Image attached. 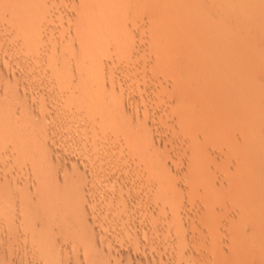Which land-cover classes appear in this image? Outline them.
I'll list each match as a JSON object with an SVG mask.
<instances>
[{"label":"rangeland","instance_id":"obj_1","mask_svg":"<svg viewBox=\"0 0 264 264\" xmlns=\"http://www.w3.org/2000/svg\"><path fill=\"white\" fill-rule=\"evenodd\" d=\"M124 1H126V0H124ZM124 1H123V4L126 3L124 5H122V2H120V0H118L116 3L115 2H113V3L109 2L110 7H111V5L114 4L112 6V9L114 11L111 9L110 16L111 15L113 16L112 12H114L116 15H114V17L107 18V20H106L107 22L105 20L101 19V17L98 15L100 17V19L98 18L100 23L97 22L98 25L95 26V24H94V26L89 28L88 29L89 31H88L87 27H86L87 25L85 24L86 22L84 23V18L88 17V19H89V18L93 17V14H91L90 12H89L90 14L85 13L86 16L84 17V13L82 12L84 9V5L80 3V0H52L51 7H49L46 10V12L43 13V16H42V17H45L46 21H48V20H50V21L47 22L48 24L46 23L47 25H43L44 27H42V30L43 29L44 30L42 33L43 36L42 35L41 36L44 38L42 39V37H41L39 39L38 43L40 46H38V50L37 51L34 50V51H32L31 54L28 53L27 55H25L23 57H20V56H19V58L13 57V55H12L13 53L11 54V49L8 47L9 45H7V44H9V40L4 38L3 36L0 37V135H1L0 137L5 138V139L10 138L9 136H12L11 137L12 139L16 137L15 142H13L12 144H5L2 147H0V201L4 200V198L9 194V190H11L10 191L11 195H13V196L19 195V197L20 196L23 197V199L26 202L30 200L29 203L32 202L31 205L33 204V208L36 209L35 214L33 215L34 216L33 219L25 221L24 223L22 222L23 225H21L20 230H19L16 227V224L18 221L12 220V219L8 218V216L10 215V213L12 214L13 212H14L13 214L21 212L24 208V204L21 203V204H19V206L14 205L15 206V208H14L12 203H10L11 207H8V210H7L6 206H10V205H7L6 203L3 204V201H1L2 203L0 202V245H1L2 238H4V236H6L8 234V232L10 230H12V228H16L17 232L26 231V232H22V234H24L26 236H27V234H25V233H28L29 231L34 230L33 228L36 227L35 225L37 223H39L38 218L39 217L43 218L44 216L47 215V210L42 209V207L39 206V205H41V202L46 200L45 195L47 193L43 194L44 193V191L42 189L43 186L45 184L50 183V182H54L55 180L57 181L59 175H61L62 173H65V172L69 173L71 171V169L73 168L74 164H78L77 161L79 159L77 157L78 156L77 153L75 152L76 151L75 150L76 147L74 146L75 141H73V136H72V134H73L72 113H71V110L69 109V107L67 106V103L70 101V97H71L69 94V92L71 91L70 88H71V86H72V88L74 86V83L72 84V81L74 80L73 82H76L80 77V74L73 75L74 72L71 69H73L74 66L77 64L76 58L80 57V55L82 56L84 54L83 52H86V50H87L89 56H93V53H94V56L92 57V59H94V60L95 59L97 60L98 58L101 59V60L98 59L99 64L97 66L98 69L96 71L101 70L98 75L100 76V78H102V79L104 78V81H106L105 82L106 86L108 85L107 81H109V80L112 81V83H113L112 84L113 85V87H112L113 94L115 95V98L118 100V103L120 104L119 106H121L122 111L127 110L125 112L129 113L130 111H128V110L132 109L131 110V112H132L134 107H135L134 111H136V108H137V111L139 110V112H141V115L144 113L145 115L143 114V116H146V117L148 116L147 118L151 119L149 122V127H150V132L152 133L151 137L153 138V139L152 138L151 139H152V141H154V143H152V144L155 145L154 147H156V153L160 156V160H161L160 164L161 163L165 164V165L168 164L167 166L170 165L169 167H171V168L174 167V169H170L171 170L170 176H172V178H173V179L171 178L173 180V184H174V182H175V184H177V185L174 184V186H178V188L177 187H175V188H177L179 191H177V193L173 192L175 196L173 197V193H172V197H173V199H175V197H177V199H175V200L178 201L177 203H179V206L182 203V205L180 206V211L183 209L182 211L184 212V216L187 217L185 219V217L183 216V221L185 222V224L186 223L188 224V225L186 224V232H185V236H186L188 241H186L185 247L182 248L183 250H185V248H187V249H186V251H185L186 253H184L183 257L182 256L180 257L181 259L182 258L183 259L185 258V259L184 260L182 259L183 261H181V259H180L181 262H179V260L177 262V260L175 258L171 259V256L169 254L170 253L169 248L167 247V244H165L163 237L161 238L160 234L157 233L156 230L149 229V228L147 229L144 227V225L146 223H143V222H145V220H147V217H144V219H143V217H141V215L143 216V213L141 212L142 207H139L140 210L137 208L138 204H136V203L141 204V202L133 201V203L135 205L132 203L134 193L128 192L129 182H128V184L127 183L122 184V186L119 185L120 188L118 186L116 189H112V190H109L107 192L101 191V189L103 190L104 188H107V185L110 184V182L108 181V180H110L109 176H114V175L120 176V174H121L120 177H122L125 175L124 173H126L125 172L126 170H124V168L122 166H121V168L118 169L119 166L114 165V164L110 165L111 167H109L108 169L106 168V172H104L105 174L101 172L100 174H97L95 177H91L90 178L91 180H89V178L87 177V180L85 179V181H87L86 186L88 185V187H87V189L85 188V191H84L86 194V197H85L86 202L88 203V205L90 204V208L93 207L92 208L94 210L93 213L98 214V215L94 214L96 217V219L94 218V220H96V221L98 220V222H95V225L97 224L98 227H95V229H93V232H94V234L96 233L99 236L94 235L95 237L93 240V244H95L97 246H103L105 254L109 253L108 254L109 256H107L108 258L105 257L104 263H107V264H114V263H116V264H118V263L119 264H126V263L137 264L138 263L139 264L140 261L146 262L147 261L146 259H148V261H150L152 257L157 256L160 258V256H161L162 259L160 258V261H158V262H164V264H167V263H169V264H179V263L180 264H215V263L216 264H226V263L227 264H229V263L230 264H234V263L235 264H251V263L256 264L257 262H258V264H259V262H260V264H264V255H262V254H264V247H263L264 244L262 243L263 242L262 240H264V234H263L264 231H262V230H264V228H263L264 226L262 227V225H261L264 223V219H263L264 213L258 214L259 216L261 214H263V215H261L262 217L260 216L262 219L261 220L259 218V216L256 214L257 211L255 212L256 208L261 207L262 204H264V201L262 203V200H260V199L264 200V195H263L264 194V189H263V187H264V183H263V181H264V178H263L264 177V172H263L264 168H262V166L264 167V162L262 161V163H261V161H259V158L261 156H262L261 157L262 159L264 158V153H263V151H261V153H258V152H260L259 150H262L261 145L263 144V143L262 144L260 143V142H263V141H261V140H263V138L260 140H259V138L264 136V133H260V131L264 132V122H263V120H264V109H262V108H264V99L262 100V98L264 97V95H262V94H264V77H263L264 76V73H263L264 62H262L264 60V57H263L264 53H262L263 55L261 54V52H264V41H262L263 40L262 38H264V25H263L264 24V0H232V1L231 0H228V1H226V0H220V1L219 0L218 1H215V0H210V1L209 0H206V1L205 0H202V1L201 0H193V1L192 0H190V1L189 0H186V1L185 0H182V1L176 0L175 2H173L174 0H167V1L165 0L167 3H168V1H170L169 4H171V2H172V5H176V9L178 8L177 10L181 11V12H178L176 9H171L174 7L169 5V4H168V6H166L167 5V4H165L166 2L162 1V3L165 4V7H164L163 6L164 4L163 5L160 4L161 0H159L160 3H157L156 5L153 4V5H155V7H156V6H158V4H160V8H159V6L157 9L156 8L153 9L154 6L151 7V9H153V10L156 9L155 11L158 12L157 14H156V12L154 13L155 16H157V18L154 17V14L151 17L153 10H152V12L151 11L145 12L144 8H142V11H141V9L137 8L138 5H140L139 8L142 7L141 4L138 3V1H141V0H138V1L136 0L137 2L135 0H131L134 4V5L132 4L133 5L132 7H130L132 2L130 3V6H128V2L130 0L126 1V2H124ZM147 1H149L148 3L150 4V2L153 0H147ZM156 1H158V0H156ZM141 2H143V1H141ZM201 2H203V3H201ZM210 2L213 4L216 2L217 4L215 3L214 5L213 4L211 5ZM233 2H234V4H237L239 6L238 7L236 5L234 6ZM237 2H239L240 4H238ZM145 3H147L146 0H145ZM145 3H142V5ZM189 3L191 4V6ZM204 3H206V4L208 3L206 7L204 6L205 5ZM219 3H221V4L224 3L225 5L223 6V4L222 5L220 4V6H219ZM116 4H119V5H116ZM151 4H150V6H151ZM177 4H179L178 7H177ZM182 4H185V5H182ZM187 4H188V6H187ZM232 5L234 6L235 10L233 9V7H231ZM89 6H90V4L88 5V7ZM92 6H95V5L93 4ZM118 6H119V8L120 7L124 8V9H122V8L119 9V11L120 10H124V11H122L123 14L121 15L122 20L120 18H118V19H120L118 24L123 26V27H121L122 30L126 25L125 30L128 29V33H130L129 34L130 36H128L124 40V42L122 41L123 43H121V40H123V39H120V37H116L113 34L110 35V37L108 34L107 35L105 34L106 37L104 35V33L107 32L106 31L107 29H111V28H107V27H109V25L114 26V24H112L113 21L117 25V22H115V20L116 21H118V20L115 16H118L122 13L121 12L120 14H118L119 11H116L115 7L118 10ZM125 6H127L130 10L129 9L126 10ZM146 6H149V5L146 4ZM169 6H171V7H169ZM218 6H219V8L221 7L220 10H218L219 8L217 9ZM167 7H169L170 10H167V9H169ZM184 7L187 9H185ZM189 7L190 8L192 7L193 9L192 8L190 9ZM195 7L197 10L195 9ZM212 7L214 8V11H213ZM227 7H229V13H228ZM164 8H165V10H164ZM209 8H211V9H209ZM239 8L241 9L240 11H239ZM131 9H132V11H131ZM146 9L148 10V8H146ZM182 9H184L183 10L184 12L182 11ZM205 9H206V12H205ZM221 9H223V10H221ZM138 10L141 11V13H139ZM149 10H150V8H149ZM162 10H164V11L167 10V11L163 12ZM173 10H175V11H173ZM189 10H191V11H189ZM216 10L218 12L220 11L219 12L220 14H218V12ZM128 11H131V12H128ZM172 11L175 13H173ZM185 11L187 12V15H185V21H183L184 14H186ZM221 11L223 14H224V11H226L225 16L227 18H230V20H228V21L229 22L231 21V23H224V21H222L224 24H226V26H228L229 24L232 25V26L230 25L231 28L229 26L227 28H229L231 30L232 29L236 30V28H238L242 25L240 28L241 30L239 28L236 31L232 30V31H234L233 32L234 34H232V31H229V32H231V35H230V33L228 32L229 29L226 30V26H224L222 24V22H220L221 18H222V20L226 19V21H227V18L224 19V15L221 13ZM245 11H247V13ZM171 12L173 14H175V16L172 15ZM192 12L194 13V16H193ZM197 12H200V13L202 12V15L197 13ZM203 12H205V13H203ZM82 13H83V16H81V17H83V19L80 20L78 17ZM129 13H131V15H129ZM163 13H165V14H163ZM190 13H192V14H190ZM208 13L209 14L211 13L210 16H206V15H208ZM214 13L215 14L217 13L220 16V17L218 16V19H220L219 22L216 18L217 15H215ZM242 13L244 14L243 16H242ZM125 14H126V18H125ZM188 14H189V16H188ZM196 14H197V16L199 15V17L202 16L203 18L202 17L199 18L200 20L197 19L195 16ZM238 14L241 15V17ZM148 15H150V17ZM160 15L163 19L161 17H160L161 19L159 18ZM176 15H178V17H176ZM182 15H183V17H181V20H180L179 17ZM190 15L193 16V18H194L193 20L195 22L198 21L197 22L198 24L201 23L200 28H199L197 23L192 28L191 25H193V24H191L190 21H193V20H191L192 17L190 18ZM163 16H165V17H163ZM187 16L190 18V20L187 19L188 18ZM138 17H140V18L137 20ZM147 17H148V20L151 18L150 22L146 20ZM166 17H168V18H166ZM209 17L210 18H213V17L216 18V19L213 18V22H211V24L214 25V21H215V24H216V26H214L215 28L220 27L219 31L215 30L216 34H215V31H213L215 28L212 30L214 33L210 29L211 26H210V28H208L209 25H211L209 23L210 22ZM164 18H166V21ZM173 18L176 22L179 21L178 23H176V25H174V24L172 25L173 22L172 21L170 22V19L173 20ZM195 18L197 20H195ZM204 18H205V20H204ZM136 20L139 22V24ZM161 20H163V21H161ZM240 20H242V21H240ZM151 21H153L152 24H151ZM154 21H155V24H154ZM157 21H160V22H158L156 24ZM167 21H168V23L170 22V24L166 23ZM175 21H174V23H175ZM211 21H212V19H211ZM233 21L234 22L237 21L236 22L237 26L234 25ZM109 22H110V24H109ZM162 22L165 26H163ZM182 22L184 25L181 24ZM185 22H187L188 24ZM216 22L219 24H217ZM258 22H259V24H257ZM105 23L107 24L105 26L106 30L102 27L103 25H105ZM159 23H161V24H159ZM238 23H240V25H238ZM135 24L137 25V27L135 26ZM178 24L180 26H177ZM185 24L187 25L186 27H185ZM189 24H190L191 28H189V26H188ZM203 24H205V25H203ZM206 24H209L208 27ZM116 25H115V27H116ZM202 25L204 27H207V28L201 27ZM217 25H219V26H217ZM113 26H112V28H113ZM132 26H133V28H132ZM247 26H249V29L247 28ZM163 27H165V28H163ZM256 27H258V30L256 29ZM184 28H187L188 30L187 29L184 30ZM195 28H197V30H195ZM221 28H223L224 31ZM90 29H93V31ZM132 29H133V32H132ZM170 29H172V30H170ZM189 29H192L193 31H195V33H193V31H191V30H190V33H188ZM198 29L199 30L201 29V31H198ZM208 29L215 35L213 36V34L211 35V33H207ZM251 29L252 30L254 29V31H252ZM42 30H41V32H42ZM62 30H63V33H61ZM100 30L101 31L103 30V32H102L103 34H100L101 33V32H99ZM220 30L225 32V35H226V37H225V35H223L224 33L221 32V33H223V34H221V35H223L222 38L223 37L224 38L223 39L220 38V39L224 42V44H227L231 41L229 39L230 41L225 43V38H227L226 39L227 41H228V37L231 39L233 37H235L236 39L239 38L238 39L239 44H238V41L235 40V38H234V40L236 41V43L232 39L233 42L231 41L230 42L231 44L230 43L229 44L231 45L230 48H232L235 44L238 45V46L235 45V47H234V49L237 47L235 49V51H237V52H234V55L237 56V53H238L237 58H241V59H237V58H235V56L233 57L231 55V51H229L230 53L229 52L227 53L225 51L226 46L227 45L230 46V45L227 44V45H225V48H224V45H222L223 43L220 42L221 40L220 39H219L220 41L218 40V37L221 36V35H219ZM67 31H69V32H67ZM104 31H106V32H104ZM186 31H188V32H186ZM238 31H239L238 35L240 34L239 37H237L238 35L235 34V32H238ZM167 32H168V34H167ZM197 32H199V33L205 32L207 36L204 37L205 34H203L204 35L203 36L201 33H200L201 35H199V33H197ZM217 32H218L219 36H217ZM226 32L228 34H226ZM68 33H70V35ZM96 33H97L96 37L95 36L93 37L92 35H94ZM163 33H165V34H163ZM248 33H251V35H249ZM253 33H254V35H253ZM257 33L260 36H262L260 40H259L260 36ZM141 34L143 35V37ZM170 34H172V35L174 34V37L171 36ZM192 34H194V35H192ZM208 34H209V37H210V35L213 37L216 36V38H214L215 40L213 39V37L212 38L210 37L211 38L210 39L208 37ZM246 34L249 38L246 36ZM89 35H90V37H89ZM184 35H186V36L188 35L187 36L188 40H190L191 38H189V37L192 36V38H194V40H192V41H194L195 43H193L192 41H191V43H190V41L187 42V39ZM227 35H229V36L227 37ZM233 35H235V36H233ZM241 35L247 37V39H245ZM257 35H258V39H257ZM86 36H88V39ZM112 36H115V37H112ZM134 36H135V38H134ZM129 37H131V38H129ZM240 37L244 38V40L242 39V41H241ZM102 38L105 40L103 41ZM173 38H174V40H173ZM207 38L209 40L215 41V44H214V41L212 43L208 44L209 47L211 46L210 47L211 50L207 49V48H209V47H207V43L210 42V41L205 42V40H208ZM86 39L87 40L90 39V42H86L87 41ZM110 39H111V41H110ZM195 39H197V40L199 39V40L197 41ZM216 39H217V41H219L222 44H219V42H216ZM253 39H254V41L257 39L258 42H260L261 44L257 45L259 43H254ZM92 40H94V41H92ZM108 40H109V42H107ZM171 40H172V42H171ZM247 40H249V41H247ZM96 41L98 43H96ZM118 41L121 44H124V46L126 47V48H124V50H122V51L120 50V54H119L120 56L118 54H115V53L113 54V52H111L110 49L108 50L109 44H114V42H116L115 44H118L119 43ZM240 41H241V45H240ZM244 41L248 42V44L245 43ZM6 42H8V43H6ZM106 42H107V45L105 44ZM251 42H253V43H251ZM92 43H94V44H92ZM197 43H199L200 46ZM232 43H233V46H232ZM81 44H82V46H79ZM84 44H85V46H83ZM192 44L193 45L195 44V47H193ZM246 44H247V46H246ZM251 44L254 45V47L256 45L257 47H255V48H257V49H254V47L251 46ZM87 45L89 47H87ZM164 45H166V46H164ZM189 45H191V46H189ZM204 45H206V47H207L206 49H204L205 48ZM214 45H217L216 46L217 49L213 50L214 47L212 48V46H214ZM218 46H220V47L223 46V52L227 53V54L224 53V55H225L224 57H226V55H227L228 57L231 58V60H228L227 57L224 58L223 55H220L219 52H221L220 50L222 48L219 50ZM86 47H87V49H86ZM104 47H106V49ZM127 47L131 48L129 50H131L132 52L129 51V53H128ZM157 47H159V48H157ZM187 47H189V48H187ZM201 47H204V48L200 49ZM250 47L253 48L255 51L253 49H251ZM102 48H103V50L105 49L104 52H102L103 54H105L107 52L105 55L100 54V50ZM193 48L195 50H197V48H198V50L200 49V50H203L204 52H207V53L210 52V54L209 53L208 54H206V53L202 54V52H200V51L198 52V50L195 51ZM227 48H229V47H227ZM247 49H248V51H247ZM162 50H164V52ZM186 50H189V51H186ZM212 50H213L214 54L212 53ZM216 50L219 52L216 53ZM232 50H233V48H232ZM243 50L245 51V52H243L244 55H243V53L238 52V51H243ZM185 51H186V53H184ZM87 52H86V54H87ZM173 53H175V55ZM199 53H201V54H199ZM232 53H233V51H232ZM258 53L260 55H258ZM90 54H92V55H90ZM211 54H212V58H213V56L216 57L219 55V57L217 58V62L221 63V61H222V66H220V68L222 67L221 69H224L223 64L226 63L228 60V63H226V66H224V67H227V66H228L227 68L231 67V71L233 73H231V71L228 69L223 70V73H224V71H226V72L230 71L231 74H234L236 71L237 75H238V73L241 72L242 75L244 74L246 77L249 76V78H250L249 80L247 78L248 82H250V84L249 83H247V84L251 87L250 88L247 86V89H248L247 90V98L250 99L248 101H250L249 104L251 106L249 104H247L248 108L245 106L242 109L245 110V108H247L248 112L257 116L256 117V116L250 114L249 117H251V116L255 117V119L253 117V120H254V121H252L253 123H251L252 118H249V117L245 121L246 123H247V121H249L250 126L251 125L253 126L252 127L253 129L250 127L251 128L250 129L251 130V132H250L251 136L252 135L256 136V137H252V139L249 140L251 144L250 143H248L247 145L245 144L247 147V148H245L246 151H250V150L255 149V150H253V152L255 151L256 154L255 153L253 154V152L250 151L254 155V157L250 153V154H245V155H247V157H245V158H247L246 160H248V162L251 161V162H249V164L250 163L251 164H253V163L254 164H256V163L260 164L261 163V167H259V168L257 167L259 165L256 164L257 168H254L252 170L253 172L252 171H249V173L246 172L249 170V166L251 167V164L248 165L247 161L246 160L244 161L245 155L243 156V154L245 153V151L244 152L240 151V150L244 149L243 146H245V145L242 144L241 142H239L238 139L234 138L233 140H230L233 138V136H231L232 132L230 135V132H228V130L225 129L227 133L224 134L225 131L223 130L224 132L222 134L224 136L229 134L227 136L232 137V138L226 137L225 140H223L224 136L218 132L220 134V136H222L223 139L222 138L220 139V136L218 137L219 139H216V136H218L216 131L218 130V128H220V129L223 128L221 123L219 122V124L221 126L219 125L217 129L215 128L216 125H214V127H213V130L215 129L214 133H216V136L214 134L215 139H214V137H213V139H214V141H217V143L214 146H212L211 148H209L210 150L213 149L211 152H213L215 150V154L214 155L212 154L211 155L212 157L207 156V158H205L206 166H205V168H203V170L197 171L198 173H200L199 174L200 176L197 174V176H199V177H197L195 175L196 174L195 168H193L192 164H190V162H191L190 158H192V157L188 156L186 152H188V154H189V151L187 149L189 148L188 145H190V143L188 144L187 141L188 142H190V141L194 142V140L198 139V137H196V136H199V135L202 136V134H200L201 132L198 131L199 135L198 134L196 135L193 132H189L191 134L193 133L192 136L189 133H187L185 136L180 135L179 137L178 136L176 137L175 131L177 132L179 130V129H177V126L179 128L178 120L176 121V119H178V117L174 119V117H175L174 116L173 118L171 117L172 119H170L169 115H166V113L164 115V111L166 112L168 108L160 110L161 109L160 107H162V108L168 107L167 105L164 106V103H163L164 101L162 99L163 97L161 98V95L164 94L163 96H166L167 93L164 89L160 88V86H158V85L160 84V82L164 83V80L167 79L168 76L166 74L169 71V69L172 66H174L173 70L180 71V69H182L181 72H183V73H184V69H185V70H187V71H185L186 74H187V72H189L190 75L195 74L194 76H196L197 74L199 76L200 75L199 72L201 73V76H202L203 75L202 73H204V71L202 69H204V68L206 70L205 73H209L210 71L213 72L216 69L215 70L216 75L212 74V72L208 74V76L210 74H212L215 76V77L214 76L213 77L216 78V76L220 75L222 72H221V70H219V68H216V66H211L212 70L209 71V69H211L210 63H212L213 59H211V57H209L210 58L209 59L205 55L211 56ZM245 54L247 56H245ZM96 55H98V56H96ZM127 55H129V56L127 57ZM191 55L193 57H191ZM241 55H243V56L241 57ZM83 56H85V54ZM123 56L125 57V59L122 58ZM197 56H199L200 59H201V57L203 58L202 59L203 63L201 62V60H198L199 58H197ZM220 56H222L224 58V60H222ZM114 57H116V58L113 60ZM120 57H121V59H119ZM130 57H132L133 59ZM244 57H245V59H244ZM248 57H249V59H247ZM162 58H164V59H162ZM234 58H235V61L233 60ZM75 59H76V61H73ZM85 59H87V58H85ZM117 59H119V60L117 61ZM187 59H188V61H186ZM207 59H209V60L207 61ZM220 59H221V61H220ZM225 59H227V60L225 61ZM242 59H244V60H242ZM48 60H49L50 64H53L51 66V68H49V69L47 68ZM194 60L198 61L199 63L197 62V64H196V62ZM251 60H252L253 65H255L254 67L251 63ZM256 60H259V61L256 62ZM260 60H262V61H260ZM109 61H110V63H109ZM192 61H194V62H192ZM236 61H237V63H236ZM72 62H74L75 65ZM123 62H125V63H123ZM217 62L213 61V63H215L217 66L220 65V64H217ZM229 62H234V63H229ZM248 62L251 64H247ZM116 63L117 64L121 63V64L117 65ZM258 63H260V64H258ZM235 64H237L239 67ZM243 64H245V65H243ZM246 64H247V66H246ZM136 65H137V67H136ZM200 65H201V67H200ZM258 65H261V66H258ZM99 66H101V67H99ZM207 66H209L210 68L208 69ZM146 67H147V69H146ZM163 67L165 70L163 69ZM148 68H149V70H148ZM166 68H167V71H166ZM197 68L199 69V72H198ZM213 68H214V70H213ZM253 68L256 70L254 71ZM217 69H218V71H220L219 73L217 72ZM252 70L254 71V73H256V71L257 72L259 71V72L253 75ZM195 71L197 72V74L195 73ZM226 72H225V74L222 73L223 75L219 76L221 78V81L218 80L219 82H216L219 86L222 84V82H223V85H225V78L228 75V74L226 75ZM70 73L71 74L73 73L72 74L73 77H71L72 75ZM236 74L231 75L230 77H233V76L236 77ZM204 75H206V74H204ZM224 75H226V76L224 77ZM221 76H223V78ZM70 77L72 78V80ZM170 77H171V75L168 78L169 80H170ZM219 77H218V79H220ZM174 78L175 77H173V79ZM227 78H229V77H227ZM222 79H224V80H222ZM229 80L230 79H228L226 81H229ZM253 80H254V82H252ZM158 82H159V84H158ZM220 82H221V84H220ZM67 84H68V86H67ZM149 84H151V85H149ZM5 85H7V87H5ZM223 85H221L222 90L219 87L215 91L214 94L217 97H215V96L212 97L213 101L217 100L215 103H217L218 100H220V103H221L220 106H223L222 105L223 103L221 101L226 98V95L228 94V92H230V94H228L229 95L228 97L230 98V97H232L231 95L234 93L233 91H235V88L232 87L231 84H228V85L229 86L231 85V87L233 89H231V87L229 88L227 85H225V86H223ZM253 85H256V86L253 87ZM259 85L261 86L262 89L260 88ZM226 86H227V88H229V91H226L227 90ZM257 86H259V88ZM216 87H218V86H216ZM67 88L70 90H68ZM137 88L140 90L138 91ZM142 89H143V91H142ZM253 89L255 91H253ZM258 89H260V90H258ZM256 90H258V91H256ZM231 91H232V93H231ZM9 92L11 93V95H9V98H8L7 95ZM218 92L220 94L219 96H218ZM248 92H251V93H248ZM127 93H128V96H127ZM132 93L136 94L135 95L136 97H134V95H132ZM146 93H148V94H146ZM197 93H196V95L198 97L196 96L193 98H195V100H197V102H199L200 99H197V98H200V96H203V94L201 95V93L200 94H199V92H197ZM58 94L60 95L58 102L56 103L53 101L55 104L52 103L49 105V102H51L53 100V96L58 98V96H57ZM152 94H154V95H152ZM255 94H257V95H255ZM234 95H237V94H234ZM234 95H233V97H235ZM4 96H7V98H6L7 102H4V100H3ZM120 96H122V98L119 99ZM130 97H131V99H130ZM132 98H135V99H132ZM153 98H154V100H153ZM203 98L205 100L204 96H203ZM220 98H223V99H220ZM50 99H51V101H50ZM164 99H165V97H164ZM230 99H232V98H230ZM252 99H253V101H251ZM235 100H237V99H235ZM235 100H233V101H235ZM260 100H262V101H260ZM63 103L66 104L65 105L66 107L65 108H62V107L59 108L61 105H64ZM155 103H156V105H155ZM160 103H162V104H160ZM200 104H201V101H200ZM213 104L214 103H212V105ZM258 104H259V106H258ZM147 106H148V108H147ZM249 107L251 109H249ZM141 109H143V110H141ZM144 109H146V110H144ZM255 110H258L259 113L256 112ZM261 110H263V111H261ZM159 111H163V112H161L163 114L160 116H159V114H161V113ZM209 111H210V109H209ZM18 113H20L21 115ZM156 114H158V115H156ZM214 116H216V114ZM157 117H159V118H157ZM16 121L20 125L24 124L26 126H28V124H30L32 122L33 123L36 122L38 125L39 124L45 125V127L47 129L46 133L43 134V136H42V134H40V135L38 134L39 136L37 138H35L33 141H30L31 143H34V145H36V146L45 145L44 146L45 150L27 149V150L22 151L21 150V143L19 141V135H20L19 131H18L19 129L17 128L18 130L16 129L14 131H11L12 133H7V131H4L5 129L3 128L7 125L9 126L11 124H14ZM235 123H233L234 126L231 124L232 127H234V128L236 127L235 125H237V127H239L240 126L239 124L241 122L236 121ZM222 124H223V126H225L224 123H222ZM241 124H244V123H241ZM261 127H263V128H261ZM175 129H177V130H175ZM256 129H259V130H256ZM172 130H174V131H172ZM257 133H259L260 135ZM30 134L31 133H28L27 136H29ZM190 136H191V138H190ZM181 137H182V139L184 138L185 140L186 139L187 140L185 141L183 139L184 140L183 141L181 139V141H180ZM194 137H196V139H194ZM253 138L256 139V141L253 140ZM192 139H193V141H192ZM257 139L259 141H257ZM252 140L254 142H252ZM229 142L232 144H230ZM114 146H115L114 144H109L107 147L112 149ZM186 146H187V149L185 148ZM255 146H256V148H255ZM107 147H104V148L107 149ZM230 147H231V149H234L235 147H236L235 149L238 148L237 150L239 152L237 151L238 153L236 155L232 154L231 152H233V150L230 151L231 150ZM258 147H260L261 149L260 148L258 149ZM248 148H249V150H248ZM183 149H184V152H183ZM209 149H208V151H209ZM185 150H186V152H185ZM227 150H229V152L226 153ZM246 153H248V152H246ZM257 154H259V155L256 157L255 155H257ZM219 156H221V157H219ZM166 157H167V159H165ZM252 157L256 158V160L253 159ZM115 158H117V157H115ZM115 158L113 160H115ZM212 158H214V159H212ZM248 158H251V159H248ZM208 159H209V161H207ZM242 159L244 162H246V164L248 166L245 163H243ZM241 161H242V163H241ZM111 162H112V160H111ZM216 162H218V163H216ZM207 165H209V166L207 167ZM240 165H242L241 166L242 168L240 167ZM115 168H117V169H115ZM247 168H248V170H247ZM241 169H243L244 171ZM259 169H263V170L260 171ZM109 170H111V171H109ZM242 171L244 173L240 174ZM258 171H260L259 174H258ZM250 172H252V173L250 174ZM70 173H72V172H70ZM253 173H255V174H253ZM261 174H263V175L261 176ZM101 176H102V178H101ZM105 176L107 177V179ZM99 177H100V179H99ZM194 178H195V180H194ZM177 179H179V180H177ZM208 179H211V180H208ZM200 180H202V181H200ZM55 183H58V184H55ZM55 183L53 185V187H55V188L57 186L62 187V185H63L62 183H60V181H57ZM131 183L132 182H130V185H132ZM169 183L171 184V182H169ZM251 183H252V185H251ZM51 184H53V183H51ZM164 184L168 185V183H164ZM208 184L214 185L213 190L211 189L212 193L209 192L210 188H208V187H211V186H209ZM123 185H126V186H123ZM180 185H181V187H180ZM227 186H229V187H227ZM232 186H233V188H232ZM222 187H223V189H222ZM91 188H92V192L90 190ZM194 188H196L197 190ZM207 188L209 189V191L208 190L206 191ZM237 189H238V191H240L239 192L240 194L237 193ZM242 189H244V190H242ZM259 189H260V192L258 191ZM234 190L236 191V193L232 194V193H234ZM252 190H253V193H252L253 196L255 194L257 195V196L255 195L256 197H254V198L252 197V194H251ZM261 190H262V192H261ZM242 192H244V193H242ZM241 193H242V195H241ZM259 193H260V196H259ZM176 194H178V195L180 194V195L178 196ZM248 194H250V195L248 196ZM208 195L210 196L209 198L206 197ZM229 196H231V198ZM258 196H259V198L261 197L259 199L260 202L258 200H256ZM262 196H263V198H262ZM188 197H190V198H188ZM251 197L254 200H251ZM205 198H207V199H205ZM246 198H248V202L251 200V203H249L250 205H252V201L254 203H256L258 201L257 207L255 206V204H253V206L255 208V209L253 208L254 212H255L254 218L249 213L252 216L251 217L252 219L247 217V216L245 217L244 213L242 214L240 211V210H242V212H244L243 208H246V204L243 203L244 199H246ZM111 199H114V200L123 199L124 203H126L127 206H129V207L131 206V208H129V209L134 210V208H135V211H134L135 213L133 212V210L131 211L132 212L131 215L133 217H131L129 222H128V224H129L128 229L130 230V234H128L127 236H126V234H123V235L116 234L114 227L112 226L115 224V220L119 221V220H121V219L123 220L125 218L124 213H119V214H116L115 216L113 215L114 217L111 216L110 219L104 218V217L102 218V216H101V215H104L100 211L102 208L101 203L105 200H111ZM192 201H193V203H192ZM203 201L207 204H205ZM210 201L211 202L213 201L211 203V206L213 204V206L215 207L214 208L215 210L211 209V211L209 210L207 213L206 210H208L209 208L206 210H205V208L206 207L211 208L210 205L208 206V202L210 204ZM235 201H237V202H235ZM224 202H225V204H224ZM240 202H242V204ZM248 202H247V204H248ZM231 203H233V204H231ZM260 203H261V205H260ZM5 204H6V206H5ZM200 205H204V207L202 208ZM223 205H224V207H223ZM240 205L241 206L243 205V206L241 207ZM139 206H142V204ZM213 206H212V208H213ZM235 206L237 208H235ZM38 207H40V208H38ZM190 208H192V209H190ZM201 208H202V210H201ZM9 209H11V210H9ZM195 210H198V211H195ZM200 210L202 212H200ZM203 210H204V212L206 211L207 214L203 213ZM258 210H259V208H258ZM3 211H5V212H3ZM138 211H140V212H138ZM183 212H182V215H183ZM192 212H193V214H192ZM152 213H153L152 216H155V214H154L155 211H153ZM156 213H158V212H156ZM209 213H210V215H209ZM236 213H238L239 215ZM251 213H253V211ZM257 213H259V211ZM135 214L138 216H136ZM139 214H140V216H139ZM188 214H190V215H188ZM204 214L206 217L204 216ZM240 214L242 216H240ZM245 214H246V212H245ZM144 216H145V214H144ZM214 216H215V219L213 218ZM233 216H235V217H233ZM202 217H204V218H202ZM242 217L243 218L245 217V219H243ZM257 217L261 220V222L258 221L259 219ZM235 218H237L238 220ZM241 218H242V221H241ZM187 219H188V221H187ZM255 219H257L259 224L261 223L260 225L263 229H259L261 227L259 226V224H257V221ZM89 220H90V222L92 221V219L87 218L85 220V222L89 223ZM234 221H235V223H234ZM254 221L256 222L257 226H259L258 227L259 230L257 229L256 234H254L255 232L253 230H250L248 228L251 225V223L249 225L248 222H253L252 223V225H253ZM112 222L114 224H112ZM190 223L194 224V225H191ZM206 223H208V224H206ZM50 225H51L52 229H57L59 227V224L55 223V222H52ZM198 225L200 228L198 227ZM195 226H197V227H195ZM212 228H215V229L211 230ZM253 228H255V227H253ZM239 229L242 230V232ZM94 230H96V231H94ZM152 230H153V232H152ZM260 230L262 231V233ZM249 231H250V233H249ZM259 231H260V233H259ZM19 234H21V233H19ZM245 234H246V236H245ZM29 235H30V232H29ZM156 235H157V237H156ZM259 235H262L261 236L262 240H261V237H259ZM26 236H24V237L20 236V239L22 242L20 243L21 246L19 245L18 250L14 253V255L17 257L16 259L14 257V260H13L14 263H13V261H12V263L5 262V261H3V259H1L0 264H3L4 262H5L4 264H85V263H89L88 262L89 259H87V257L89 258L88 250L87 251H86V249L78 250L79 248L75 247L76 242H77L76 235H72V236H69L67 238L60 237V236H53L52 238H50L48 240V242L46 243V251H49V252L52 251L53 252L54 261H53L52 257L51 258L48 257V256H50L49 253L46 252V254H45V253H43V251H40V249L37 248L38 243H36L35 240L31 241V239H28V237H26ZM96 236H97V238H96ZM74 237L76 238V240ZM99 237H100V239H99ZM156 238H158V239H156ZM254 238L255 239L257 238V240L255 241ZM258 238H259V240H258ZM27 239H28V241H27ZM97 239H99V240H97ZM24 240H25V242H24ZM162 241L164 244L162 243ZM246 242L249 245L245 244ZM240 243H243V244H241L242 246L240 245ZM258 244L260 245V247ZM23 245H25V246L23 247ZM33 247H35V248L33 249ZM189 247L190 248L192 247L191 250ZM235 247L238 248L239 250L238 249L236 250ZM262 247H263V251H262ZM0 248H1V246H0ZM38 250H39V253H38ZM189 250H190V255H189ZM258 250H261V251H259L260 253H258ZM107 251H108V253H107ZM240 251H242V252H240ZM235 252L237 254H235ZM17 253H18V255H17ZM1 254H3L5 256V254L2 253L1 249H0V255ZM3 255L0 256V258H2ZM168 255H169V257H168ZM189 256H190V259H189ZM186 258H187V260H186ZM239 259H241L243 262H241V260H239ZM144 260H146V261H144ZM166 260L167 261L169 260V261L166 262ZM184 261H185V263H183ZM174 262H177V263H174ZM141 264H144V263H141Z\"/></svg>","mask_w":264,"mask_h":264},{"label":"bare ground","instance_id":"obj_2","mask_svg":"<svg viewBox=\"0 0 264 264\" xmlns=\"http://www.w3.org/2000/svg\"><path fill=\"white\" fill-rule=\"evenodd\" d=\"M118 0H80V3L81 4H83L84 5V9H83V13H84V17L86 16V14H93V17H91V18H89L88 19V17L85 19L84 18V23L87 25L86 27H87V30L89 29V28H91L92 26H94V24H95V26H97L98 24H97V22L98 23H100L99 22V20H98V18L100 19V17H101V19H103V20H107V18H110V17H114V15H116L114 12H112L113 13V16L111 15L110 16V13H111V9H112V6L114 5H111V7H110V4H109V2H117ZM123 1L124 0H120V2H122V5H124V4H126V3H124L123 4ZM126 1H129V0H126ZM126 1H124V2H126ZM136 1V0H135ZM138 1V0H137ZM136 1V2H137ZM141 1H143V2H141ZM141 1H138V3L139 4H141V6L142 7H140L139 8V6L140 5H138L137 6V8L138 9H141V11H142V8H144V10H145V12H148V11H151L152 12V10L154 9V8H158V6H159V8H160V4H164V3H162V1L163 2H166L165 0H161L160 2H159V0L158 1H156V0H153V1H151L150 2V4H151V6H150V4L148 3L149 1H147L146 0V2L147 3H145V0H141ZM176 0H174L173 2H175ZM180 1H182V0H180ZM186 1V0H185ZM190 1V0H189ZM193 1V0H192ZM202 1V0H201ZM206 1V0H205ZM210 1V0H209ZM215 1H218V0H215ZM220 1V0H219ZM226 1H228V0H226ZM225 1V2H226ZM232 1V0H231ZM132 1L130 0L129 2H128V6H130V3H131ZM135 2V3H136ZM169 2L170 1H168V3L166 2L165 4H167L166 6H168V4H169ZM200 2V1H199ZM224 2V3H225ZM236 2V1H235ZM241 2V1H240ZM142 3H145V4H143L142 5ZM157 3H160V4H158V6H156L155 7V5L157 4ZM182 3V2H181ZM201 3H203V2H201ZM211 3V2H210ZM216 3V2H215ZM214 3V4H215ZM224 3H222L223 4V6L225 5ZM231 3V2H230ZM238 4H240L239 2H237ZM51 4H52V0H0V37L1 36H3L4 38H6L7 40H9V44H7V45H9L8 47L11 49V54L13 55V57H18L19 58V56L20 57H23V56H25V55H27L28 53H32V51H37L38 50V46H40L39 45V39L43 36V30H42V27H44L43 25H47L48 23V21H50V20H48V21H46V19H45V17H42L43 16V13H45L46 12V10L49 8V7H51ZM90 4V6L88 7V5ZM95 5V6H92V5ZM133 2L131 3V6L130 7H132L133 5ZM146 4L147 5H149V6H146ZM153 4H155V5H153ZM165 4L163 5L164 7H165ZM176 4V3H175ZM186 4V3H185ZM185 4H182V5H185ZM190 4V3H189ZM205 4V5H204ZM203 5L206 7L207 6V4L206 3H204ZM213 3H211V5H212ZM213 4V5H214ZM217 4V3H216ZM220 4L221 3H219V6H220ZM221 4V5H222ZM232 4V3H231ZM116 5H119V4H116ZM121 5V6H122ZM137 5V4H136ZM135 5V6H136ZM169 5H171V6H173L174 8H171V9H176V5H172V2H171V4H169ZM178 5L179 4H177V7H178ZM197 5V4H196ZM195 5V6H196ZM201 5V4H200ZM227 5V4H226ZM233 5L235 6H239V5H237V4H234V2H233ZM231 6V7H233V9H234V6ZM134 6V7H135ZM145 6V7H144ZM152 6H154L153 7V9H151V7ZM171 6H169V7H171ZM187 6H188V4H187ZM186 6V7H187ZM190 6H191V4H190ZM217 6V5H216ZM219 6L217 7V9L219 8ZM222 6V7H223ZM248 6V5H247ZM246 6V7H247ZM126 7V10H128L129 8L127 7V6H125ZM169 7H167V8H169ZM194 7V6H193ZM197 7V6H196ZM196 7H195V9H196ZM122 7H120L119 8V6H118V10H117V8L115 7V9H116V11H119V9H121ZM146 8H148V10L146 9ZM149 8H150V10H149ZM185 8V7H184ZM188 8V7H187ZM187 8H185V9H187ZM190 8V7H189ZM192 8V7H191ZM190 8V9H191ZM221 8V7H220ZM220 8L218 9V10H220ZM228 9V13H229V7H227ZM241 8V7H240ZM239 8V11L241 10ZM243 8V7H242ZM122 9H124V8H122ZM155 9V10H156ZM163 9V8H162ZM178 9V8H177ZM176 9V10H177ZM193 9V8H192ZM209 9H211V8H209ZM208 9V10H209ZM212 9H213V11H214V8L212 7ZM237 9V8H236ZM113 10V9H112ZM130 10V9H129ZM155 10H153V13L151 14L150 12V14H151V17H152V15L156 12V14L158 13L157 11H155ZM164 10H165V8H164ZM164 10H162L163 12H166L167 10H170V8L169 9H167L166 11H164ZM180 10V9H179ZM184 9H182V11H183ZM197 10V9H196ZM221 10H223V9H221ZM231 10V9H230ZM235 10V9H234ZM114 11V10H113ZM115 11V12H116ZM122 11H124V10H120L119 12H118V14H120ZM131 11H132V9H131ZM131 11H128V12H131ZM139 11V10H138ZM141 11H139V13H141ZM161 11V12H162ZM173 11H175V10H173ZM172 11V12H173ZM178 11V10H177ZM189 11H191V10H189ZM217 11V10H216ZM90 12V13H89ZM169 12V11H168ZM171 12V13H172ZM178 12H181V11H178ZM184 12V11H183ZM186 12V11H185ZM205 12H206V9H205ZM205 12H203V13H205ZM218 12V11H217ZM220 12V11H219ZM218 12V14H220ZM246 13H247V11H245ZM83 13L82 14H80V16L78 17L80 20H82L83 19V17H81V16H83ZM86 13V14H85ZM117 13V12H116ZM125 13V12H124ZM173 13H175V12H173ZM172 13V15H174L175 16V14H173ZM193 13V12H192ZM192 13H190V14H192ZM197 13H199V14H201L202 15V12L200 13V12H197ZM221 13H222V11H221ZM226 13V11H224V19L225 18H227L225 15ZM240 13V12H239ZM117 14V15H118ZM123 14V12L120 14V15H118V16H115L116 18H117V20L118 21H116L115 20V22H117V25H116V23H114V21H113V23L112 24H114V26L113 25H109V27H107V28H111V29H105V26L107 25L106 23H105V25H101L106 31H104V32H106V33H104V35L106 34H108L109 35V37H110V35H115L116 37H120V39H123V40H121V43H123L124 42V40L128 37V36H130L129 34L130 33H128V29H126L125 30V28H126V25H125V27L123 28V30H122V28L121 27H123V26H121L120 24H118L119 23V21H120V19L122 20V15ZM163 14H165V13H163ZM168 14V13H167ZM211 14V13H210ZM210 14L208 13V15H206V16H210ZM215 14V13H214ZM217 13L215 14V15H217L216 16V18H217V20H218V22H219V20L220 19H218V15ZM100 17H99V16ZM129 15H131V13H129ZM179 15V14H178ZM178 15H176V17H178ZM185 15H187V12H186V14H184V19H183V21H185ZM213 15V14H212ZM229 15V14H228ZM239 15V14H238ZM244 14L242 13V16H243ZM135 16V15H134ZM149 17H150V15H148ZM188 16H189V14H188ZM187 16V17H188ZM193 16H194V13H193ZM193 16L192 15H190V18L192 17V19L191 20H193L194 18H193ZM196 16V18L197 19H199V18H201V17H199V15L197 16V14L195 15ZM204 16V15H203ZM240 17H241V15H239ZM257 16V15H256ZM130 17V16H129ZM154 17H156L157 18V16H155V14H154ZM153 17V18H154ZM161 17V15L159 16V18ZM163 17H165V16H163ZM175 17V18H176ZM181 17H183V15L182 16H180L179 17V19L181 20ZM220 17V16H219ZM222 17V16H221ZM47 18V17H46ZM118 18H120V19H118ZM125 18H126V14H125ZM140 17H138L137 18V20L139 19ZM162 18V17H161ZM160 18V19H161ZM166 18H168V17H166ZM166 18H164L165 19V21H166ZM190 18L188 17L187 19H189L190 20ZM195 18V20H197ZM203 18V17H202ZM208 18V17H207ZM206 18V19H207ZM214 19H216L215 17H213ZM213 18H210L209 17V20H210V24H211V22H213ZM243 18V17H242ZM252 18V17H251ZM258 18V17H257ZM256 18V19H257ZM93 19V20H92ZM163 19V18H162ZM172 19V18H171ZM170 19V22L172 21L173 23H172V25L174 24V25H176V23H178L179 21H175L174 20V18H173V20L175 21V23H174V21L173 20H171ZM211 19H212V21H211ZM235 19V18H234ZM237 19V18H236ZM241 19V18H240ZM131 20V19H130ZM136 20V21H137ZM147 21H149L150 22V20H151V18L148 20V17H147V19H146ZM169 20V19H168ZM178 20V19H177ZM188 20V21H189ZM200 20V19H199ZM204 20H205V18H204ZM208 20V19H207ZM228 20H230V18H227V21ZM102 21V20H101ZM161 21H163V20H161ZM164 21V22H165ZM187 21V22H188ZM222 21H224V23H231V21L229 22H227L226 21V19L225 20H222V18H221V20H220V22H222ZM240 21H242V20H240ZM239 21V22H240ZM248 21V20H247ZM107 22V21H106ZM138 22V21H137ZM136 22V23H137ZM141 22V21H140ZM143 22V21H142ZM148 22V23H149ZM158 22H160V21H157L156 22V24L158 23ZM170 22L168 23V21L166 22V23H168V24H170ZM187 22H185V23H187ZM191 22V24H193V25H191L192 26V28L194 27V25H196V23L198 22V21H190ZM208 22V21H207ZM237 22V21H236ZM236 22H234L233 21V23H234V25H236ZM47 23V24H46ZM104 23V22H103ZM102 23V24H103ZM153 23V21H151V24ZM195 23V24H194ZM217 23V22H216ZM223 22H222V24L224 25V26H226V24H224ZM246 23V22H245ZM84 24V25H85ZM109 24H110V22H109ZM138 24H139V22H138ZM154 24H155V21H154ZM159 24H161V23H159ZM162 24H163V22H162ZM167 24V25H168ZM182 25H184L183 24V22L181 23ZM188 24V23H187ZM198 24V23H197ZM200 24L201 23H199L198 24V26H199V28H200ZM217 24H219V23H217ZM257 24H259V22L257 23ZM261 24V23H260ZM115 25H116V27H115ZM142 25V24H141ZM166 25V26H167ZM181 25V26H182ZM203 25H205V24H203ZM201 26V27H204V26ZM207 25V27H208V25L209 24H206ZM231 24H229L228 26L231 28V26H230ZM238 25H240V23H238ZM253 25V24H252ZM264 25V24H263ZM112 26H113V28H112ZM135 26L137 27V25L135 24ZM147 26V25H146ZM154 26V25H153ZM163 26H165L164 24H163ZM169 26V25H168ZM177 26H180L179 24L177 25ZM187 25L185 24V27H186ZM189 26V28H191L190 27V24L188 25ZM210 26H211V28H210ZM213 26V27H212ZM214 26H216V24H215V21H214V25H209V27L208 28H210L211 29V31L215 28ZM217 26H219V25H217ZM222 26V25H221ZM228 26H226V30H228L229 28H227ZM237 26V25H236ZM242 26V25H241ZM241 26L240 27H238L239 29L241 28ZM256 26V25H255ZM156 27V26H155ZM162 27V26H161ZM207 27H204V28H207ZM95 28V27H94ZM102 28V29H103ZM132 28H133V26H132ZM160 28V27H159ZM163 28H165V27H163ZM168 28V27H167ZM178 28V27H177ZM188 28V27H187ZM187 28H184V30L185 29H187ZM218 28V27H217ZM217 28H215L213 31H219V28L217 29ZM234 28V27H233ZM238 28H236V30H238ZM244 28V27H243ZM247 28L249 29V26H247ZM85 29V28H84ZM120 29V30H119ZM153 29V28H152ZM222 30H223V28H221ZM256 29L258 30V27H256ZM41 30H42V32H41ZM90 30H92L93 31V29H90ZM170 30H172V29H170ZM174 30V29H173ZM188 30V29H187ZM190 30L191 31H193L192 29H189V32L188 31H186V32H188V33H190ZM195 30H197V28H195ZM204 30V29H203ZM222 30H220V32H219V35H221V34H223V35H225V32H223ZM232 30H235V29H232ZM231 29H229L228 30V32L229 31H232ZM235 30V31H236ZM241 30V29H240ZM244 30V29H243ZM252 30V29H251ZM89 31V30H88ZM151 31V30H150ZM198 31H201V29L199 30L198 29ZM209 29L207 30V33H211V35L214 33L213 31V33L211 32ZM216 31H215V34H216ZM252 31H254V29L252 30ZM67 32H69V31H67ZM99 32H101L100 34H103L102 32H103V30L101 31H99ZM98 32V33H99ZM131 32V31H130ZM132 32H133V29H132ZM163 32V31H162ZM221 32H223V33H221ZM234 31H232V34H234L233 33ZM258 32V31H257ZM61 33H63V30H62V32ZM89 33V32H88ZM135 33V32H134ZM175 33V32H174ZM192 33V32H191ZM193 33H195V31H193ZM197 33H199V32H197ZM201 33V32H200ZM199 33V35H203V34H205V36L204 37H206L207 35H206V33L205 32H202L201 34ZM230 33V35H231V32H229ZM238 33H239V31L238 32H235V34H237L238 35ZM45 34V33H44ZM69 35H70V33H68ZM138 34V33H137ZM144 34V33H143ZM163 34H165V33H163ZM167 34H168V32H167ZM176 34V33H175ZM184 34V33H183ZM187 34V33H186ZM215 34H213V36L215 35ZM226 34H228L227 32H226ZM249 35H251V33H248ZM258 34V33H257ZM42 35V36H41ZM62 35V34H61ZM66 35V34H65ZM86 35V34H85ZM96 35H97V33L96 34H94V35H92L93 37L95 36L96 37ZM103 35V36H104ZM106 35H105V37H106ZM142 35V34H141ZM171 36H173L174 37V34L172 35V34H170ZM190 35V34H189ZM192 35H194V34H192ZM198 35V34H197ZM210 35V37L212 38L213 36H211ZM218 35V32H217V36H219ZM223 35H221L220 37H218V40L220 39V38H222V36ZM253 35H254V33H253ZM252 35V36H253ZM259 35V34H258ZM258 35H257V39H258ZM6 36V37H5ZM115 36H112V37H115ZM185 37H186V39H187V36L186 35H184ZM229 35H227V37H228ZM233 36H235V35H233ZM240 36V34L237 36V37H239ZM242 36V35H241ZM246 36H247V34H246ZM260 36V35H259ZM9 39H8V38ZM87 37V39H88V36H86ZM89 37H90V35H89ZM100 37V36H99ZM98 37V38H99ZM104 37V38H105ZM111 37V38H112ZM142 37H143V35H142ZM165 37V36H164ZM195 37V36H194ZM201 37V36H200ZM208 37H209V34H208ZM209 37V38H210ZM225 37H226V35H225ZM242 37H244L245 39H247V37H245V36H242ZM261 37L262 36H260L259 37V40L261 39ZM44 37H42V39H43ZM129 38H131V37H129ZM134 38H135V36H134ZM160 38V37H159ZM166 38V37H165ZM170 38V37H169ZM172 38V37H171ZM177 38V37H176ZM182 38V37H181ZM189 38H191L190 40H188L187 39V42H189L190 41V43H191V41L192 40H194V38H192V36L191 37H189ZM210 38V39H211ZM214 38H216V36L215 37H213V39ZM224 38V37H223ZM222 38V39H223ZM234 38L235 37H233L232 39L234 40ZM241 38V37H240ZM244 38H241V41H242V39L244 40ZM249 38V37H248ZM256 38V37H255ZM254 38V39H255ZM86 39V40H87ZM103 39V38H102ZM108 39V38H107ZM113 39V38H112ZM137 39V38H136ZM200 39V38H199ZM198 39V40H199ZM208 39V38H207ZM227 38H225V43L226 42H229L230 40L232 41V39L231 38H229L228 37V41L226 40ZM230 39V40H229ZM239 39V38H238ZM238 39H236L235 38V40L236 41H238ZM254 39H253V41H254ZM256 39V40H257ZM263 40L262 41H264V38H262ZM105 39H103V41H104ZM173 40H174V38H173ZM195 40H197V39H195ZM197 40V41H198ZM205 40V39H204ZM215 40V39H214ZM213 40V41H214ZM221 40V39H220ZM219 40V41H220ZM234 40V41H235ZM254 41V43H259V44H257V45H260L261 43L260 42H258V40L257 41ZM92 41H94V40H92ZM110 41H111V39H110ZM123 41V42H122ZM163 41V40H162ZM182 41V40H181ZM196 41V42H197ZM206 41H210V42H208L207 43V47H209V45L208 44H210V43H212L213 41L212 40H205V42ZM219 41H217V39H216V42H219ZM230 41V42H231ZM236 41H235V43H236ZM241 41H240V45H241ZM247 41H249V40H247ZM252 41V40H251ZM43 42V41H42ZM86 42H90V39L89 40H87ZM102 42V41H101ZM107 42H109V40L107 41ZM107 42L105 43L106 45H107ZM119 42V41H118ZM171 42H172V40H171ZM193 43H195L194 41H192ZM204 42V41H203ZM220 42H222V43H220ZM219 42V44H222V45H224V48H225V45H227V44H229V43H227V44H224V42L221 40ZM233 42V41H232ZM245 43H247L248 44V42H246V41H244ZM6 43H8V42H6ZM82 43V42H81ZM96 43H98L97 41H96ZM103 43V42H102ZM101 43V44H102ZM113 43V42H112ZM116 42H114V44H109L108 45V50L110 49V51L111 52H113V54L115 53V54H120V50L122 51V50H124V48H126L125 46H124V44H121L120 42L118 43V44H115ZM243 43V42H242ZM251 43H253V42H251ZM90 44V43H89ZM92 44H94V43H92ZM100 44V45H101ZM104 44V45H105ZM163 44V43H162ZM174 44V43H173ZM189 44V43H188ZM199 46H200V44L199 43H197ZM204 44V43H203ZM206 44V43H205ZM214 44H215V41H214ZM231 44V43H230ZM229 44V45H230ZM238 44H239V41H238ZM247 44H246V46H247ZM105 45V46H106ZM138 45V44H137ZM193 45V44H192ZM197 45V46H198ZM236 45V44H235ZM235 45L233 46V43H232V48H233V50H232V48H230L231 47V45L230 46H226V49H225V51L228 53L229 51H231V55L234 57L235 55H234V52H237V51H235V49L237 48H235L234 49V47H235ZM244 45V44H243ZM79 46H82V44L81 45H79ZM83 46H85V44L83 45ZM102 46V45H101ZM162 46V45H161ZM164 46H166V45H164ZM189 46H191V45H189ZM202 46V45H201ZM205 46V48L204 47H201L200 49H206L207 47H206V45H204ZM217 45H214V46H212V48H213V50L214 49H217V47H216ZM221 46V45H220ZM220 46H218L219 47V50L221 51V52H219V51H217L216 50V53L217 52H219L220 53V55H223V57L225 56L224 55V53L225 54H227L226 52H223V46L222 47H220ZM236 46H238V45H236ZM250 46V45H249ZM251 46H253L254 47V45H252L251 44ZM263 46V45H262ZM87 47H89L88 45H87ZM87 47H86V49H87ZM107 47V46H106ZM106 47H104L105 49H106ZM160 47V46H159ZM159 47H157V48H159ZM179 47V46H178ZM193 47H195V44L193 45ZM211 47V46H210ZM210 47L209 48H207V49H209V50H211L210 49ZM227 47H229V48H227ZM240 47V46H239ZM255 47H257L256 45H255ZM254 47V49H257V48H255ZM91 48V47H90ZM96 48V47H95ZM101 48V47H100ZM128 48V47H127ZM187 48H189V47H187ZM246 48V47H245ZM248 48V47H247ZM251 48V47H250ZM93 49V48H92ZM104 49V50H105ZM129 49H131V48H128V53H129V51H131V50H129ZM140 49V48H139ZM165 49V48H164ZM191 49V48H190ZM194 49V48H193ZM198 50V48H197V50H198V52L200 51V52H202V54H210V52H204L203 50ZM251 49H253V48H251ZM253 49V50H254ZM9 50V49H8ZM103 50V48L100 50V54L102 55L103 53L102 52H104V50ZM195 50V49H194ZM197 50H195V51H197ZM213 50H212V53H213ZM10 51V50H9ZM95 51V50H94ZM93 51V52H94ZM98 51V50H97ZM119 51V52H118ZM136 51V50H135ZM159 51V50H158ZM163 52H164V50H162ZM186 51H189V50H186ZM186 51L184 52V53H186ZM207 51V50H206ZM232 51H233V53H232ZM247 51H248V49H247ZM255 51V50H254ZM253 51V52H254ZM86 52H87V50H86ZM86 52H83L84 54H85V56H81L80 55V57H75L76 59H77V61H76V59L75 60H73V61H76V65L74 64V62H72L74 65V68L73 69H71V70H73V72H74V74L73 75H76V74H80V77H79V79L76 81V82H73L72 81V84L74 83V86H73V88H72V86H71V91L69 92V94H70V101L67 103V106L69 107V109L71 110V113H72V123H73V125H72V127H73V134H72V136H73V141H75V143H74V146L76 147L75 148V152L77 153V157H78V161H77V163L78 164H74V166H73V168L71 169V171L70 172H72V173H62L61 175H59V177H58V179H57V181H60V183H62L63 185H62V187H59V186H57L56 188L55 187H53V185H54V183L55 182H57L56 180L54 181V182H50V183H48V184H45L44 186H43V191H44V193L43 194H46L45 196H46V200H44L43 202H41V205H39V206H41L42 207V209H46L47 210V215L46 216H44L43 218H41V217H39L38 218V222L39 223H37L35 226V228H33L34 230H32V231H29L30 232V235H29V232L28 233H25V234H27V236L26 235H24V234H22V232H26V231H21V232H17V230H16V228H12V230H10L9 232H8V234L6 235V236H4V238H2V240H1V252L2 253H4L5 254V256L3 255V254H1L0 256H2L3 255V257L2 258H0V260L1 259H3V261H5V262H9V263H12V261L14 260V257H15V259L17 258L15 255H14V253L18 250V246L20 245V243L22 242L21 241V239H20V236H26V237H28V239H31V241L32 240H35L36 241V243H38V246H37V248L38 249H40V251H43V253H45L46 254V252L47 253H49V255L50 256H48V257H52V259H53V261H54V255H53V252L51 251V252H49V251H46V243L48 242V240L50 239V238H52L53 236H60V237H64V238H67V237H69V236H72V235H76V238H77V242H76V246L75 247H77V248H79L78 250H80V249H86V251L88 250V256H89V258L87 257V259H89L88 260V262L89 263H85V264H107V263H104V261H105V257L106 258H108L107 256H109L108 254V251H107V253L108 254H105V252H104V248H103V246H97V245H95V244H93V240H94V235H98V234H94V232H93V229H95V227H98L97 226V224L95 225V222H98V220L96 221V220H94V218L96 219V217H95V215H98V214H95V213H93L94 212V210L92 209V208H90V204L88 205V203L86 202V200H85V197H86V194H85V188L87 189V187H88V185L86 186V184H87V181H85V179L87 180V177L89 178V180H91L90 178L91 177H95L97 174H100L101 172L102 173H104V172H106V168L108 169L109 167H111L110 165H117V166H119L118 167V169L119 168H121V166L124 168V170H126L125 172L126 173H124L123 175L124 176H122V177H120L121 176V174H120V176H118V175H114V176H109V178H110V180H108L109 182H110V184H108L107 185V188H104L103 190L101 189V191L103 192V191H109V190H112V189H116L119 185H121L122 186V184H125V183H127L128 184V182H129V187H128V192H133L134 193V197H133V200H132V203H133V201H138V202H141V204H142V206H139V205H141L140 203H136V204H138V209L140 210V208L139 207H142L141 208V212L143 213V216L141 215V217H143V219H144V217H147V220H145V222H143V223H146L145 225H144V227L145 228H149V229H154V230H156L157 231V233H159L160 234V236H161V238L163 237V239H164V242H165V244H167V247L169 248V254H170V256H171V259L172 258H175L176 260H177V262H178V260H179V262H181V261H183L180 257L182 256L183 257V255H184V253H186L185 251H186V249L187 248H185V250H183L182 248L183 247H185V243H186V241H188L187 240V238H186V236H185V232H186V224H185V222L183 221V216H184V212L181 210L180 211V206L182 205V203H181V205L179 206V203H177L178 201L177 200H175V199H177V197H175V199H173V197L175 196L174 195V193L173 192H176L177 193V191H179L177 188H178V186H174V184H175V182H174V184H173V178H172V176H170V173H171V170L170 169H174V167L173 168H171V167H169V166H167L168 164H160V162H161V160H160V156L156 153V147H154L155 145L154 144H152V143H154V141H152V137H151V135H152V133L150 132V127H149V122H150V120L151 119H148L146 116H143V114L141 115V112H139V110L137 111V108H136V111H134L135 110V107H134V109H133V111L131 112V110H128V111H130L129 113L127 112H125V111H127V110H123L122 111V108H121V106H119L120 104L118 103V100L115 98V95L113 94V90H112V87H113V83H112V81L111 80H109V81H107L108 82V85L106 86L105 85V82L106 81H104V78L102 79V78H100V76L98 75L99 74V72L101 71V70H99V71H96L97 69H98V64H99V61H98V59H100V58H98L97 60L95 59H92V57L94 56V53H93V56H89V54H88V52H87V54H86ZM91 52V51H90ZM106 52V51H105ZM132 52V51H131ZM160 52V51H159ZM166 52V51H165ZM192 52V51H191ZM239 53H243V52H245L244 50L243 51H238ZM261 52V51H260ZM35 53V52H34ZM82 53V52H81ZM97 53V52H96ZM107 53V52H106ZM105 53V54H106ZM223 53V54H222ZM230 53V52H229ZM247 53V52H246ZM250 53V52H249ZM248 53V54H249ZM262 53H264V52H261V54ZM99 54V55H100ZM105 54H103V55H105ZM164 54V53H163ZM174 55H175V53H173ZM178 54V53H177ZM190 54V53H189ZM196 54V53H195ZM198 54V53H197ZM199 54H201V53H199ZM214 54V53H213ZM236 54V53H235ZM90 55H92V54H90ZM184 55V54H183ZM194 55V54H193ZM243 55H244V53H243ZM243 55H241V57L243 56ZM258 55H260L259 53H258ZM263 55V54H262ZM96 56H98V55H96ZM120 56V55H119ZM129 55H127V57H128ZM137 56V55H136ZM182 56V55H181ZM195 56V55H194ZM205 56H207L208 58L209 57H211V59H213L212 60V63H213V61L214 62H217V58L219 57V55L218 56H216V57H214L213 56V58H212V54H211V56H208V55H205ZM230 56V55H229ZM237 56H238V53H237ZM237 56H235V58H237ZM245 56H247L246 54H245ZM253 56V55H252ZM101 57V56H100ZM168 57V56H167ZM171 57V56H170ZM177 57V56H176ZM191 57H193L192 55H191ZM201 57V56H200ZM221 57V59L222 60H224V58H228V60H231V58L230 57H228L227 55H226V57H222V56H220ZM264 57V56H263ZM85 58H87V59H85ZM95 58V57H94ZM116 57H114L113 58V60L115 59ZM123 59H125V57L123 56L122 57ZM130 58H132V57H130ZM187 58V57H186ZM197 58H199V56H197ZM216 58V59H215ZM230 58V59H229ZM235 58L233 59L234 61H235ZM254 58V57H253ZM74 59V58H73ZM119 59H121V57L119 58ZM119 59H117V61L119 60ZM133 59V58H132ZM162 59H164V58H162ZM181 59V58H180ZM202 57H201V59L199 58L198 60H201V62H202ZM210 59V58H209ZM209 59H207V61L209 60ZM221 59H220V61H221ZM237 59H241V58H237ZM244 59H245V57H244ZM244 59H242V60H244ZM247 59H249V57L247 58ZM101 60V59H100ZM168 60V59H167ZM227 59H225V61H226ZM228 60H227V62L226 63H228ZM232 60V61H233ZM130 61V60H129ZM128 61V62H129ZM146 61V60H145ZM186 61H188V59L186 60ZM195 61V60H194ZM194 61H192V62H194ZM204 61V60H203ZM250 61V60H249ZM257 61H259V60H256V62ZM260 61H262V60H260ZM98 62V63H97ZM108 62V61H107ZM127 62V63H128ZM133 62V61H132ZM173 62V61H172ZM175 62V61H174ZM182 62V61H181ZM196 62V64H197V62L198 61H195ZM240 62V61H239ZM247 62V61H246ZM262 62H264V60L262 61ZM102 63V62H101ZM109 63H110V61H109ZM115 63V62H114ZM123 63H125V62H123ZM122 63V64H123ZM134 63V62H133ZM132 63V64H133ZM166 63V62H165ZM178 63V62H177ZM176 63V64H177ZM199 63V62H198ZM203 63V62H202ZM210 63V62H209ZM208 63V64H209ZM210 63V67L211 66H216V68H219V70H221V72L223 73V70H230L231 71V67L230 68H227V67H224V66H226V63H224L223 65V68L224 69H221L220 68V66H222V61H221V63H219V62H217V64H220V65H216L215 63ZM229 63H234V62H229ZM236 63H237V61H236ZM251 63H252V60H251ZM251 63H247V64H251ZM71 64V63H70ZM117 64V63H116ZM118 64H121V63H118ZM117 64V65H118ZM147 64V63H146ZM215 64V65H214ZM242 64V63H241ZM247 64H246V66H247ZM258 64H260V63H258ZM53 64H50V62H49V60H48V66H47V68L49 69V68H51V66H52ZM142 65V64H141ZM171 65V64H170ZM169 65V66H170ZM235 65H237V64H235ZM243 65H245V64H243ZM242 65V66H243ZM252 65H253V63H252ZM72 66V67H73ZM102 66V65H101ZM101 66H99V67H101ZM124 66V65H123ZM128 66V65H127ZM149 66V65H148ZM187 66V65H186ZM195 66V65H194ZM238 66V65H237ZM241 66V67H242ZM255 65H253V67H254ZM258 66H261V65H258ZM135 67V66H134ZM136 67H137V65H136ZM135 67V68H136ZM165 67V66H164ZM164 67H163V69H164ZM173 67L174 66H172L170 69H169V71L167 72V79L166 80H164V83H162V82H160V84H159V82H158V86H160V88H162V89H164L165 91H166V96H163V95H161V98L163 99V103H164V106H168V107H160L161 109L160 110H162V109H166V108H168L167 109V111L165 112L164 110V115H165V113H166V115H169V117H170V119H172L174 116V119L175 118H177L178 117V119H176V121L178 120V125H179V128H178V126H177V129H179L177 132L175 131V135H176V137L178 136H182V135H186L187 133H189V132H193V133H195L196 135L199 133L198 131H200L201 133L200 134H202V136L201 135H199V136H196V137H198V139H196V137H194V139H196V140H194V142H191L190 140V142H188L187 141V143L189 144L190 143V145H188L189 146V148L187 149V146L185 147L188 151H189V154H188V152H186V150H185V152L187 153V155L188 156H191L192 158H190L191 159V162H190V164H192V167L193 168H195V172H196V176H197V174L199 175L200 173H198L197 171L198 170H203V168H205V166H206V161H205V158H207V156H211L212 154L214 155L215 154V150L213 151V152H211L212 150H210L209 148H211L212 146H214L216 143H217V141H214V139H215V137H214V134H215V136H216V133H214L215 132V129L213 130V127H214V125H216V129L218 128V126L220 125L219 124V122L221 123V125H222V129H220V128H218V130L216 131L217 132V134H218V136H216V139H219L218 137L220 136V134L219 133H221V135H223L222 133L224 132V134H226L227 132H226V130H228V132H230V135H231V132H232V135L231 136H233V138L231 137V136H227V135H229V134H227L226 136H224V139L222 138V136H220V139L222 138L223 140H225L226 139V137H231L232 139H230V140H233L234 138L235 139H238L239 140V142H241L242 144H248V143H250V141L249 140H251L252 139V137H256V136H251V128L253 127L252 125L250 126V124H249V121H247V123L245 122L246 120H247V118L250 116V114H252V113H250V112H248L247 111V104H249V102L250 101H248V100H250V99H248L247 98V86L248 87H250L247 83H249L250 84V82H248V80L250 79L249 78V76L248 77H246L244 74L242 75V73L240 72V73H238V75L236 74V71H235V73L234 74H231V73H233L232 71H231V73H230V71H224V73L223 74H225V72H226V75H227V77H229V78H225V85H227L229 88L231 87V85H232V87H234L235 88V91H233L234 93L231 95L232 97H230V98H232V99H230L228 96V94H230V92H228V94L226 95V98L225 99H223V98H220V99H223L221 102L223 103L222 105L223 106H220L221 105V103H220V100H218V104L217 103H215L216 101L214 100H212L213 98L212 97H214L215 96V91L217 90V88H219L220 87V89L222 90V87H221V85H223V82H222V84H221V82H220V86L216 83V82H219V81H221V78L219 77L220 75H223L222 73L220 74V75H217L220 79H218V77L216 76V78H214L215 76L214 75H216L215 73H216V69L214 70V68H213V70L215 71H210V70H212V67H211V69H209L210 67L209 66H207V68L209 69V73H211L212 72V74H214V75H212V74H210L209 76H208V74L209 73H205L206 72V70H205V68L204 69H202L203 71H204V73H202L203 75L201 76V73L199 72V69H198V72H199V76H198V74H197V70L195 71V73L197 74L196 76H194L195 74H189V72H187V74L185 73V71H187V70H185L184 69V73L183 72H181V70L182 69H180V71H175V70H173ZM181 67V66H180ZM193 67V66H192ZM200 67H201V65H200ZM234 67V66H233ZM236 67V66H235ZM239 67V66H238ZM104 68V67H103ZM106 68V67H105ZM178 68V67H177ZM226 68V69H225ZM256 68V67H255ZM100 69V68H99ZM146 69H147V67H146ZM158 69V68H157ZM161 69V68H160ZM179 69V68H178ZM201 69V68H200ZM207 69V70H208ZM233 69V68H232ZM254 69V68H253ZM148 70H149V68H148ZM151 70V69H150ZM165 70V69H164ZM191 70V69H190ZM189 70V71H190ZM195 70V69H194ZM243 70V69H242ZM256 69H254V71H255ZM166 71H167V68H166ZM241 71V70H240ZM253 71V70H252ZM251 71V72H252ZM254 71H253V75L254 74H256V73H258L257 71H256V73H254ZM165 72V71H164ZM178 72V73H177ZM217 72L219 73L220 71H218V69H217ZM229 72V73H228ZM243 72V71H242ZM245 72V71H244ZM262 72V71H261ZM134 73V72H133ZM157 73V72H156ZM166 73V72H165ZM192 73V72H191ZM263 73H264V71H263ZM71 74V73H70ZM71 74V75H72ZM137 74V73H136ZM189 74V75H188ZM204 74H206V75H204ZM236 74V77L235 76H233V77H230L231 75H235ZM246 74V73H245ZM252 74V73H251ZM73 75L71 76V77H73ZM171 75V77H170V80L168 79L169 78V76ZM212 75V76H211ZM226 75H224V77L226 76ZM242 75V76H241ZM153 76V75H152ZM207 76V77H206ZM214 76V77H213ZM252 76V75H251ZM70 77V78H71ZM166 77V76H165ZM173 77H175L174 79H173ZM222 78H223V76H221ZM239 77V78H238ZM255 77V76H254ZM264 77V76H263ZM262 77V78H263ZM233 80H232V79ZM238 78V79H237ZM247 78H248V80H247ZM149 79V78H148ZM228 79H230L229 81H226V80H228ZM71 80H72V78H71ZM108 80V79H107ZM219 80V81H218ZM222 80H224V79H222ZM159 81V80H158ZM258 81V80H257ZM152 82V81H151ZM231 84L230 86L227 84ZM252 82H254V80L252 81ZM157 83V82H156ZM155 83V84H156ZM154 84V85H155ZM256 84V83H255ZM260 84V83H259ZM263 84V83H262ZM149 85H151V84H149ZM225 85H223V86H225ZM67 86H68V84H67ZM70 86V85H69ZM216 86H218V87H216ZM227 86H226V88H227ZM254 86H256V85H253V87ZM260 86V85H259ZM259 86H257L258 88H259ZM263 86V85H262ZM5 87H7V85H5ZM145 87V86H144ZM231 87V89H233ZM148 88V87H147ZM154 88V87H153ZM159 88V89H160ZM224 88V87H223ZM225 88V89H226ZM229 88H227V90L226 91H229ZM251 88V87H250ZM260 88H261V86H260ZM68 89V88H67ZM66 89V90H67ZM70 89H68V90H70ZM73 89V90H72ZM138 89V88H137ZM136 89V90H137ZM155 89V88H154ZM153 89V90H154ZM230 89V90H231ZM262 89V88H261ZM67 90V91H68ZM140 89H138V91H139ZM258 90H260V89H258ZM258 90H256V91H258ZM142 91H143V89H142ZM141 91V92H142ZM219 91V90H218ZM253 91H255L254 89H253ZM262 91V90H261ZM260 91V92H261ZM64 92V91H63ZM140 92V93H141ZM197 92H199V94L201 93V95L203 94V96L205 97V100H204V98H203V96H200V98H197V99H200V101H201V104H200V101L199 102H197V100H195V98H193V97H196L197 95H196V93ZM252 92V91H251ZM251 92H248V93H251ZM131 93V92H130ZM164 93V92H163ZM224 93V92H223ZM231 93H232V91H231ZM256 93V92H255ZM56 94V93H55ZM62 94V93H61ZM146 94H148V93H146ZM151 94V93H150ZM198 94V93H197ZM214 94V95H213ZM234 94H237V95H234ZM9 95H11V93L9 92L8 93V98H9ZM131 95V94H130ZM132 95H134V97H136L135 95L136 94H134V93H132ZM152 95H154V94H152ZM220 94H219V92H218V96H219ZM225 95V94H224ZM233 95L236 97H233ZM255 95H257V94H255ZM254 95V96H255ZM262 95H264V94H262ZM7 96H4L3 97V100H4V102H7ZM58 96V98L57 97H55V96H53V100L51 101V99H50V101L51 102H49V105L50 104H52V103H54V102H58V99H59V94L57 95ZM127 96H128V93H127ZM140 96V95H139ZM143 96V95H142ZM222 96V95H221ZM261 96V95H260ZM164 97H165V99H164ZM198 97V96H197ZM215 97H217V96H215ZM257 97V96H256ZM120 98H122V96H120L119 97V99ZM158 98V97H157ZM202 98V99H201ZM234 98V99H233ZM255 98V97H254ZM262 98V97H261ZM130 99H131V97H130ZM132 99H135V98H132ZM159 99V98H158ZM235 99H237V100H235ZM264 99V97L262 98V100ZM153 100H154V98H153ZM229 100V101H228ZM233 100H235V101H233ZM262 100H260V101H262ZM54 101V102H53ZM134 101V100H133ZM142 101V100H141ZM156 101V100H155ZM203 101V102H202ZM251 101H253V99L251 100ZM157 103V102H156ZM156 103H155V105H156ZM159 103V102H158ZM212 103H214L213 105H212ZM256 103V102H255ZM55 104V103H54ZM64 105H61L59 108H65L66 106V104L65 103H63ZM131 104V103H130ZM133 104V103H132ZM137 104V103H136ZM160 104H162V103H160ZM253 104V103H252ZM170 105V106H169ZM210 105V106H209ZM250 105V104H249ZM160 106V105H159ZM247 107V108H245V110L244 109H242V108H244V107ZM251 106V105H250ZM258 106H259V104H258ZM157 107V106H156ZM254 107V106H253ZM147 108H148V106H147ZM150 108V107H149ZM209 109H210V111H209ZM249 109H251L250 107H249ZM262 109H264V108H262ZM141 110H143V109H141ZM144 110H146V109H144ZM152 110V109H151ZM158 110V109H157ZM253 110V109H252ZM251 110V111H252ZM163 111H159L160 113L161 112H163ZM256 112H258V110H255ZM261 111H263V110H261ZM146 112V111H145ZM148 112V111H147ZM21 113V112H20ZM20 113H18V114H20ZM157 113V112H156ZM213 113V114H212ZM255 113V112H254ZM259 113V112H258ZM261 113V112H260ZM23 114V113H22ZM163 113H161V114H159V116L160 115H162ZM216 114V116H214ZM257 114V113H256ZM263 114V113H262ZM21 115V114H20ZM19 115V116H20ZM145 115V114H144ZM156 115H158V114H156ZM252 115H254V114H252ZM237 116V117H236ZM254 116H256V115H254ZM254 116H251V117H249V118H252V120H251V123H253L252 121H254L253 120V117ZM146 117V118H145ZM156 117V116H155ZM154 117V118H155ZM167 117V116H166ZM172 117V118H171ZM257 117V116H256ZM157 118H159V117H157ZM168 118V117H167ZM239 120H238V119ZM22 119V118H21ZM173 119V120H174ZM254 119H255V117H254ZM259 119V118H258ZM260 120V119H259ZM236 121H238V122H241V123H244V124H239L240 126L239 127H237V125H235L236 127L234 128V127H232V125H233V123H235ZM229 122V123H228ZM263 122H264V120H263ZM177 123V122H176ZM175 123V124H176ZM222 123H224L225 124V126H223V124ZM228 123V124H227ZM246 123V124H245ZM255 123V122H254ZM262 123V122H261ZM167 124V123H166ZM174 124V125H175ZM232 124V125H231ZM236 124V123H235ZM220 125V126H221ZM227 125V126H226ZM255 125V124H254ZM234 126V125H233ZM251 127V128H250ZM5 130L4 131H7V133H12L11 131H14V130H16L17 128L19 129H17L18 131H19V141H20V143H21V150L22 151H24V150H27V149H42V150H45V148H44V146L45 145H40V146H36V145H34V143H31L30 141H33L35 138H37L40 134H42V136H43V134H45L46 133V127H45V125H41V124H37L36 122H32V123H30V124H28V126H26V125H20L19 123H17V121L14 123V124H11V125H7V126H5V127H3ZM255 128V127H254ZM261 128H263V127H261ZM2 129V128H1ZM177 129H175V130H177ZM220 129V130H219ZM226 129V130H225ZM253 129V128H252ZM260 129V128H259ZM259 129H256V130H259ZM222 130V131H221ZM224 130V131H223ZM263 130V129H262ZM167 131V130H166ZM165 131V132H166ZM172 131H174V130H172ZM219 132V133H218ZM259 132V131H258ZM28 133H31L29 136H27V134ZM171 133V132H170ZM192 133V134H193ZM253 133V132H252ZM260 133H264V132H261L260 131ZM39 134V135H38ZM191 136H192V134L191 133H189ZM257 134H259V133H257ZM13 135V134H12ZM260 135V134H259ZM1 136V135H0ZM172 136V135H171ZM183 136V137H184ZM191 136H190V138H191ZM4 137V136H3ZM10 138H8V139H5V138H1L0 137V147H2L3 145H5V144H12L13 142H15V139H16V137L15 138H11L12 136H9ZM41 137V136H40ZM154 137V136H153ZM213 137H214V139H213ZM259 137V136H258ZM152 138V139H151ZM263 138V140H261V141H263V142H260L261 144V146H262V150H259L260 152H258V153H261V151H263V153H264V136H262L261 138H259V140L260 139H262ZM181 139H182V137L180 138V141H181ZM184 139V138H183ZM182 139V140H183ZM179 140V139H178ZM185 140V139H184ZM183 140V141H184ZM187 140V139H186ZM185 140V141H186ZM237 140V141H238ZM253 140H255L256 141V139H254L253 138ZM252 140V142H254ZM258 139H257V141H259ZM192 141H193V139H192ZM229 141V140H228ZM236 141V140H235ZM183 143V142H182ZM186 143V142H185ZM230 143V142H229ZM109 144H114L115 146L111 149V148H109V147H107ZM230 144H232V143H230ZM236 144V143H235ZM251 144V143H250ZM246 145L245 146H243L244 147V149L243 150H240V151H242V152H244L245 151V153L243 154V156L245 155V154H250L251 152L250 151H252L253 152V150H255V149H253V150H250V151H246V149L245 148H247L246 147ZM256 145V144H255ZM222 146V145H221ZM260 146V147H261ZM104 147H107V149L106 148H104ZM182 147V146H181ZM238 147V146H237ZM249 147V146H248ZM260 147H258V149L260 148ZM216 148V147H215ZM236 148V147H235ZM234 148V149H235ZM252 148V147H251ZM254 148V147H253ZM255 148H256V146H255ZM208 149H209V151H208ZM230 149H231V147H230ZM231 149L230 151H232L233 150V152H231L232 154H234V155H236L239 151L237 150V149ZM261 149V148H260ZM218 150V149H217ZM248 150H249V148H248ZM238 151V152H237ZM183 152H184V149H183ZM224 152V151H223ZM227 152H229V150H227L226 151V153ZM246 152H248V153H246ZM255 153V151L253 152V154ZM252 154V153H251ZM252 154V155H253ZM256 154V153H255ZM180 155V154H179ZM259 154H257V155H255L256 157L258 156ZM241 156V155H240ZM242 156V157H243ZM251 156V155H250ZM249 156V157H250ZM261 156V155H260ZM115 157H117V158H115V160H113ZM208 157V158H209ZM212 157V156H211ZM219 157H221V156H219ZM245 157H247V155H245L244 156V158ZM253 157H254V155H253ZM252 157V158H253ZM262 157V156H261ZM259 158V161H261V163H262V161L264 162V158L262 159V158ZM243 158V159H244ZM165 159H167V157L165 158ZM212 159H214V158H212ZM243 159H242V161H243ZM247 158H245L244 159V161L246 160ZM248 159H251V158H248ZM253 159H255L256 160V158H253ZM258 159V158H257ZM111 160H112V162H111ZM187 160V159H186ZM189 160V159H188ZM167 161V160H166ZM165 161V162H166ZM207 161H209V159L207 160ZM215 161V160H214ZM242 161H241V163H242ZM243 161V163H245L246 164V162H244ZM247 161V163H248V165H250L249 164V162H251V161H249L248 162V160H246ZM258 161V160H257ZM256 161V162H257ZM216 163H218V162H216ZM261 163L260 164H258V163H256L257 165H259V166H257L258 168L259 167H261ZM240 164V163H239ZM256 164H251V167L249 166V170H248V168H247V170L248 171H246V172H248L249 173V171H252L254 168H257L256 167ZM175 165V164H174ZM247 165V164H246ZM247 165V166H248ZM253 165V166H252ZM176 166V165H175ZM209 165H207V167H208ZM242 165H240V167H241ZM191 167V168H192ZM237 168V167H236ZM242 168V167H241ZM262 168H264L263 166H262ZM115 169H117V168H115ZM114 170V169H113ZM193 170V169H192ZM241 170H243V169H241ZM260 171L261 170H263V169H259ZM109 171H111V170H109ZM244 171V170H243ZM241 172L240 174H243L244 172ZM260 171H258V174L260 173ZM236 172V171H235ZM253 172V171H252ZM252 172H250V174L252 173ZM263 172H264V170H263ZM111 173V172H110ZM190 173V172H189ZM105 174V173H104ZM253 174H255V173H253ZM257 174V175H258ZM102 175V174H101ZM110 175V174H109ZM190 175V174H189ZM263 174H261V176H262ZM200 176V175H199ZM199 176H197V177H199ZM251 176V175H250ZM106 177V176H105ZM175 177V176H174ZM194 177V176H193ZM211 177V176H210ZM256 177V176H255ZM254 177V178H255ZM98 178V177H97ZM101 178H102V176H101ZM172 178V179H171ZM176 178V177H175ZM201 178V177H200ZM199 178V179H200ZM204 178V177H203ZM242 178V177H241ZM264 178V177H263ZM99 179H100V177H99ZM106 179H107V177H106ZM198 179V180H199ZM216 179V178H215ZM169 180V181H168ZM171 180V181H170ZM177 180H179V179H177ZM194 180H195V178H194ZM208 180H211V179H208ZM220 180V179H219ZM189 181V180H188ZM197 181V180H196ZM200 181H202V180H200ZM93 182V181H92ZM130 182H132L131 184L132 185H130ZM169 182H171V184L169 183ZM184 182V181H183ZM192 182V181H191ZM190 182V183H191ZM195 182V181H194ZM198 182V181H197ZM235 182V181H234ZM243 182V181H242ZM51 183H53V184H51ZM59 183V184H60ZM164 183H168V185L167 184H164ZM187 183V182H186ZM256 183V182H255ZM260 183V182H259ZM263 183H264V181H263ZM55 184H58V183H55ZM164 184V185H163ZM230 184V183H229ZM167 185V186H166ZM175 185H177V184H175ZM194 185V184H193ZM204 185V184H203ZM209 186H211V187H208V188H210V191H209V189L207 188L206 189V191L208 190L209 192H211L212 190H213V187H214V185H212V184H208ZM223 185V184H222ZM251 185H252V183H251ZM262 185V184H261ZM123 186H126V185H123ZM189 186V185H188ZM206 186V185H205ZM260 186V185H259ZM175 187H177V188H175ZM180 187H181V185H180ZM203 187V186H202ZM219 187V186H218ZM227 187H229V186H227ZM231 187V186H230ZM254 187V186H253ZM263 187V186H262ZM261 187V188H262ZM95 188V187H94ZM119 188H120V186H119ZM175 188V189H174ZM232 188H233V186H232ZM231 188V189H232ZM244 188V187H243ZM257 188V187H256ZM11 189V188H10ZM127 189V188H126ZM174 189V190H173ZM194 189H196V188H194ZM212 189V190H211ZM216 189V188H215ZM218 189V188H217ZM222 189H223V187H222ZM225 189V188H224ZM235 189V188H234ZM258 189V188H257ZM263 189H264V187H263ZM91 190V192H92V188L90 189ZM182 190V189H181ZM193 190V189H192ZM197 190V189H196ZM240 190V189H239ZM242 190H244V189H242ZM10 191L11 190H9V194L4 198V200H1V201H3V204L4 203H6L7 205H10V203H12V205L14 206H19V204H24V208H23V210L21 211V212H18V213H15V214H11L10 213V215L8 216V218H10V219H12V220H17L18 222H17V224H16V227L20 230V227H21V225H23V223L25 222V221H28V220H30V219H33V215L35 214V208H33V204L31 205V203H29L30 202V200L29 201H25L24 199H23V197H19V195L18 196H13V195H11L10 194ZM13 191V190H12ZM42 191V190H41ZM89 191V190H88ZM205 191V190H204ZM219 191V190H218ZM232 191V190H231ZM230 191V192H231ZM246 191V190H245ZM244 191V192H245ZM259 192H260V189L258 190ZM87 192V191H86ZM90 192V191H89ZM181 192V191H180ZM223 192V191H222ZM225 192V191H224ZM229 192V191H228ZM240 191H238V189H237V193L238 194H240L239 193ZM244 192H242V193H244ZM251 192V191H250ZM261 192H262V190H261ZM172 193H173V197H172ZM212 193V192H211ZM214 193V192H213ZM236 193V191L234 190V193H232V194H235ZM242 193H241V195H242ZM253 193V190H252V192H251V194ZM257 193V192H256ZM13 194V193H12ZM192 194V193H191ZM176 195H178V194H176ZM180 195V194H179ZM178 195V196H179ZM247 195V194H246ZM245 195V196H246ZM250 194H248V196H249ZM256 195V194H255ZM253 196V194H252V197L254 198V197H256V196ZM262 195V194H261ZM264 195V194H263ZM203 196V195H202ZM212 196V195H211ZM236 196V195H235ZM259 196H260V193H259ZM259 196L257 197V199L256 200H258L259 201V199L261 198H259ZM206 197H210L209 195L208 196H206ZM230 198H231V196H229ZM252 197H251V200H254V199H252ZM3 198V197H2ZM33 198V197H32ZM36 198V197H35ZM181 198V197H180ZM188 198H190V197H188ZM224 198V197H223ZM240 198V197H239ZM250 198V197H249ZM262 198H263V196H262ZM205 199H207V198H205ZM215 199V198H214ZM221 199V198H220ZM236 199V198H235ZM34 200V199H33ZM204 200V199H203ZM222 200V199H221ZM250 200V199H249ZM251 200L248 202V198H246V199H244V204H246V208H243L244 210V212H242V210H240L241 211V213L243 214L244 213V215H245V217L247 216V217H249V218H251L252 216H253V218H254V216H255V212L257 211H259V213H257L256 212V214L258 215V214H260V213H264V204H262V206L261 207H258L259 208V210H258V208H254V206H253V204H255V206L257 207L258 206V201L256 202V203H254L253 201H252V205H250L249 203H251ZM255 200V201H256ZM260 200H262V203H263V199H260ZM0 201V202H1ZM35 201V200H34ZM87 203H85V202ZM205 201V200H204ZM203 201V202H204ZM233 201V200H232ZM188 202V201H187ZM206 202V201H205ZM204 202V203H205ZM213 202V201H212ZM211 201H210V204H209V202H208V206L210 205L211 206V203H212ZM215 202V201H214ZM231 202V201H230ZM234 202V201H233ZM235 202H237V201H235ZM247 202H248V204H247ZM260 202V201H259ZM2 203V202H1ZM14 203V204H13ZM40 203V202H39ZM192 203H193V201H192ZM203 203V204H204ZM228 203V202H227ZM241 204H242V202H240ZM2 204V205H3ZM6 204H5V206H6ZM102 205V208H101V212H102V214H104V215H101L102 216V218L104 217V218H109L110 219V217L111 216H115L116 214H119V213H124L125 214V218L122 220H119V221H117V220H115V224L112 222V224H114V225H112L113 227H114V230H115V232H116V234H118V235H123V234H126V236L128 235V234H130V230L128 229V222H129V220H130V218L131 217H133L131 214H132V210L131 209H129V208H131V206L129 207V206H127L126 205V203H124V201H123V199H120V200H114V199H111V200H105V201H103L102 203H101ZM134 204V203H133ZM198 204V203H197ZM205 204H207V203H205ZM224 204H225V202H224ZM231 204H233V203H231ZM257 204V205H256ZM135 205V204H134ZM239 205V204H238ZM260 205H261V203H260ZM259 205V206H260ZM12 206V207H13ZM15 206H14V208H15ZM38 206V205H37ZM190 206V205H189ZM202 208L204 207V205H200ZM212 206H213V204H212ZM212 206H211V208L210 207H206L205 208V210L206 209H208V210H206L207 211V213H208V211L210 210L211 211V209H213V210H215L214 208V206H213V208H212ZM241 206V205H240ZM243 206V205H242ZM241 206V207H242ZM4 207V206H3ZM8 207H11V205L10 206H6V208H7V210H8ZM195 207V206H194ZM223 207H224V205H223ZM38 208H40V207H38ZM185 208V207H184ZM202 208H201V210H202ZM227 208V207H226ZM235 208H237L236 206H235ZM255 209V212H254V209ZM12 209V208H11ZM11 209H9V210H11ZM186 209V208H185ZM190 209H192V208H190ZM195 209V208H194ZM228 209V208H227ZM247 209V210H246ZM189 210V209H188ZM199 210V209H198ZM198 210H195V211H198ZM200 210V212H202ZM212 210V211H213ZM135 211V208H134V210H133V212ZM137 211V210H136ZM153 211H155V216H152L153 215V213L152 212ZM206 211L204 212V210H203V213H205V214H207L206 213ZM225 211V210H224ZM253 211V213H251ZM3 212H5V211H3ZM9 212V211H8ZM138 212H140V211H138ZM156 212H158V213H156ZM182 212H183V215H182ZM191 212V211H190ZM199 212V213H200ZM217 212V211H216ZM230 212V211H229ZM245 212H246V214H245ZM135 213V212H134ZM195 213V212H194ZM227 213V212H226ZM252 215H250V214ZM6 214V213H5ZM95 214V215H94ZM144 214H145V216H144ZM186 214V213H185ZM192 214H193V212H192ZM205 214H204V216H205ZM215 214V213H214ZM236 214H238V213H236ZM235 214V215H236ZM136 215V214H135ZM134 215V216H135ZM188 215H190V214H188ZM198 215V214H197ZM209 215H210V213H209ZM216 215V214H215ZM239 215V214H238ZM250 215V216H249ZM261 215H263V214H261ZM260 215V216H261ZM113 216V217H114ZM136 216H138V215H136ZM139 216H140V214H139ZM193 216V215H192ZM217 216V215H216ZM240 216H242L241 214H240ZM259 216V215H258ZM259 216V218L261 219V217ZM185 217V216H184ZM197 217V216H196ZM206 217V216H205ZM233 217H235V216H233ZM232 217V218H233ZM245 217L243 218V219H245ZM264 217V216H263ZM87 218H90V219H92V221L90 222V220H89V223H86L85 222V220L87 219ZM187 217H185V219H186ZM189 218V217H188ZM202 218H204V217H202ZM214 219H215V216L213 217ZM212 218V219H213ZM218 218V217H217ZM229 218V217H228ZM242 218H241V221H242ZM258 218V217H257ZM258 218V219H259ZM101 219V218H100ZM184 219V220H185ZM211 219V220H212ZM235 219H237V218H235ZM252 219V218H251ZM258 220V221H260L261 222V220ZM264 219V218H263ZM104 220V219H103ZM192 220V219H191ZM230 220V219H229ZM238 220V219H237ZM247 220V219H246ZM250 220V219H249ZM256 221H257V219H255ZM21 223H20V222ZM144 221V220H143ZM187 221H188V219H187ZM201 221V220H200ZM258 221H257V224H259L258 223ZM23 222V223H22ZM52 222H55V223H58L59 224V227L57 228V229H52L51 228V223ZM139 222V221H138ZM238 222V221H237ZM9 223V222H8ZM195 223V222H194ZM202 223V222H201ZM205 223V222H204ZM209 223V222H208ZM208 223H206V224H208ZM234 223H235V221H234ZM249 223V225H250V223H251V225H250V227L252 228H250V227H248L250 230H253L254 232V234H256V232H257V229H258V227L260 226L261 227V225H262V227L264 226V223L263 224H259V226H257V224H256V222L254 221V224L252 225V223L253 222H248ZM6 224V223H5ZM191 224V223H190ZM230 224V223H229ZM188 225V224H187ZM191 225H194V224H191ZM245 225V224H244ZM255 225V226H254ZM218 226V225H217ZM248 226V225H247ZM257 226V227H256ZM188 227V226H187ZM190 227V226H189ZM193 227V226H192ZM195 227H197V226H195ZM198 227H199V225H198ZM209 227V226H208ZM214 227V226H213ZM242 227V226H241ZM253 227H255V228H253ZM259 228V229H263V228ZM144 228V229H145ZM156 228V229H155ZM200 228V227H199ZM218 228V227H217ZM112 229V228H111ZM213 229H215V228H212L211 230H213ZM248 229V230H249ZM256 231H255V230ZM258 229V230H259ZM220 230V229H219ZM218 230V231H219ZM240 230V229H239ZM94 231H96V230H94ZM155 231V232H156ZM195 231V230H194ZM241 232H242V230H240ZM261 231V230H260ZM260 231H259V233H260ZM262 231H264V230H262ZM262 231H261V233H262ZM100 232V231H99ZM110 232V231H109ZM132 232V231H131ZM152 232H153V230H152ZM210 232V231H209ZM233 232V231H232ZM248 232V231H247ZM252 232V231H251ZM19 233H21V234H19ZM195 233V232H194ZM197 233V232H196ZM211 233V232H210ZM217 233V232H216ZM231 233V232H230ZM249 233H250V231H249ZM252 233V234H253ZM114 234V233H113ZM115 234V235H116ZM198 234V233H197ZM242 234V233H241ZM248 234V233H247ZM264 234V233H263ZM158 235V234H157ZM157 235H156V237H157ZM199 235V234H198ZM211 235V234H210ZM258 235V234H257ZM256 235V236H257ZM99 236V235H98ZM193 236V235H192ZM224 236V235H223ZM245 236H246V234H245ZM254 236V235H253ZM252 236V237H253ZM262 235H259V237H261ZM25 237V238H26ZM195 237V236H194ZM22 238V237H21ZM75 238V237H74ZM76 238H75V240H76ZM96 238H97V236H96ZM241 238V237H240ZM28 239H27V241H28ZM99 239H100V237H99ZM99 239H97V240H99ZM153 239V238H152ZM156 239H158V238H156ZM155 239V240H156ZM246 239V238H245ZM255 239V238H254ZM96 240V239H95ZM257 240V238L255 239V241ZM258 240H259V238H258ZM261 240H262V237H261ZM30 241V240H29ZM101 241V240H100ZM160 241V240H159ZM219 241V240H218ZM252 241V240H251ZM254 241V240H253ZM263 242V244H264V240H262ZM24 242H25V240H24ZM23 242V243H24ZM150 242V241H149ZM212 242V241H211ZM35 243V244H36ZM75 243V242H74ZM155 243V242H154ZM162 243H163V241H162ZM161 243V244H162ZM213 243V242H212ZM238 243V242H237ZM261 243V244H262ZM164 244V243H163ZM189 244V243H188ZM224 244V243H223ZM241 244H243V243H240V245ZM245 244H247V242L245 243ZM244 244V245H245ZM37 245V244H36ZM73 245V244H72ZM101 245V244H100ZM103 245V244H102ZM152 245V244H151ZM154 245V244H153ZM158 245V244H157ZM247 245H249V244H247ZM259 245V244H258ZM257 245V246H258ZM21 246V245H20ZM25 245H23V247H24ZM135 246V245H134ZM237 246V245H236ZM242 246V245H241ZM263 246V245H262ZM133 247V246H132ZM144 247V246H143ZM166 247V246H165ZM166 247V248H167ZM239 247V246H238ZM248 247V246H247ZM259 247H260V245H259ZM258 247V248H259ZM264 247V246H263ZM263 247H262V251H263ZM35 247H33V249H34ZM148 248V247H147ZM167 248V249H168ZM190 248V247H189ZM192 248V247H191ZM191 248H190V250H191ZM236 248V247H235ZM257 248V249H258ZM238 248H236V250H237ZM242 249V248H241ZM254 249V248H253ZM190 250H189V255H190ZM239 250V249H238ZM152 251V250H151ZM167 251V250H166ZM209 251V250H208ZM259 251H261V250H258V253H260ZM27 252V251H26ZM240 252H242V251H240ZM38 253H39V250H38ZM22 254V253H21ZM113 254V253H112ZM188 254V253H187ZM235 254H237L236 252H235ZM17 255H18V253H17ZM20 255V254H19ZM23 255V254H22ZM166 255V254H165ZM186 255V254H185ZM262 255H264V254H262ZM21 256V255H20ZM42 256V255H41ZM192 256V255H191ZM241 256V255H240ZM256 256V255H255ZM168 257H169V255H168ZM258 257V256H257ZM262 257V256H261ZM44 258V257H43ZM151 258V257H150ZM149 258V259H150ZM160 258L162 259V257L160 256ZM160 258L159 257H152L151 258V260L150 261H148V259H146V260H144V261H146V262H141L140 261V263L139 264H141V263H144V264H164V262H158V261H160ZM166 258V257H165ZM180 259H181V261H180ZM189 259H190V256H189ZM243 259V258H242ZM186 260H187V258H186ZM239 260H241V259H239ZM260 260V259H259ZM2 261V262H3ZM87 261V260H86ZM110 261V260H109ZM169 261V260H168ZM167 260H166V262H168ZM212 261V260H211ZM4 262V263H5ZM177 262H174V263H177ZM188 262V261H187ZM186 262V263H187ZM241 262H243L242 260H241ZM3 263V264H4ZM13 263H14V261H13ZM173 263V262H172ZM183 263H185V261L183 262ZM210 263V262H209ZM219 263V262H218ZM239 263V262H238ZM114 264H116V263H114ZM119 264V263H118ZM126 264H129V263H126ZM131 264V263H130ZM135 264V263H134ZM138 264V263H137ZM167 264H169V263H167ZM180 264V263H179ZM216 264V263H215ZM227 264V263H226ZM230 264V263H229ZM235 264V263H234ZM252 264V263H251ZM254 264V263H253ZM256 264H258V262L256 263ZM259 264H260V262H259Z\"/></svg>","mask_w":264,"mask_h":264}]
</instances>
